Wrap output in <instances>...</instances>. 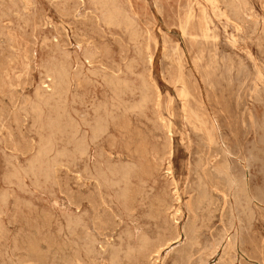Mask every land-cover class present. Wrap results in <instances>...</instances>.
<instances>
[{"label":"rangeland","instance_id":"rangeland-1","mask_svg":"<svg viewBox=\"0 0 264 264\" xmlns=\"http://www.w3.org/2000/svg\"><path fill=\"white\" fill-rule=\"evenodd\" d=\"M10 1H12V2H10ZM10 1L9 0H0V4H1L0 5V37H1L0 38V46L2 45L0 48V105H1L0 106V123H1L0 124V131H1L0 138L2 137L1 138L2 140L0 139V141L2 142V143L0 142V144H2V146L0 145V162H1L0 163V222H2V226H3L2 227V233H1L2 235L0 237V264H64L65 263L64 261H66L65 264H68V263L74 262L77 257H78L77 258L78 260L75 262V264H104V263L105 264H111L112 263L111 261H113V259H111L112 258L111 256H113V253L116 251V250H114V248L119 249V247H120V249H121V248L126 247L127 242H128L126 239H128V236H125V235L128 232H129L128 233L129 235L135 234V236L137 234H140V233L147 234L148 236L150 235L149 237L152 240H156V241L159 240L158 242L162 246L161 252L159 255H157V254L152 255L153 258L151 257L147 260H144L143 264H175L174 262L176 261V259H177L176 264L177 263L183 264L184 262H185L184 264H187V263L189 264V262H187V261H190V264H198V263L199 264H228V262L230 264L231 263L232 264H234V263L235 264H241V263L242 264H248V263L249 264H261V263L264 264V260H263L264 259V254H263L264 253V247H263V245H264V220H263L264 219V215H263L264 214L263 213V210H264V111H263L264 110V103H263L264 102V96H263L264 95V81H262V80H264V77H263L264 72H262V71H264L263 70V68H264V66H263L264 65V56H263V54H264V52H263V50H264V41H263L264 40V35H263L264 34V32H263L264 31L263 30L264 29V26H263L264 25L263 24L264 23V0H205L206 2L204 0H101V1L95 0V2H98V3H95L92 0H91V2H90V0H89V2H88V0H23V1L22 0H10ZM107 1H114V2L117 1V4L121 8L123 7L122 9H123V11H125L124 13L127 15L126 18L129 20L126 23L127 26L124 24L125 27H127V30L125 29V27H123L124 26L123 23L117 22L119 24V29H118L117 23L114 24V23L107 22V20H105V18H104L105 17V11H104L105 6H103V5ZM128 1H130V2H128ZM92 2H94V3H92ZM91 3H92V5H90ZM15 4H18V5H15ZM25 4H26V6H25ZM130 4L132 5V7H130L131 6ZM92 7H94V8H92ZM96 9L97 10L99 9L98 10L99 12ZM18 11H19V14H18ZM157 12H159V13H157ZM247 12H249V13H247ZM8 13H10L11 15ZM100 13H102V14L100 15ZM23 14L25 15V17L23 16ZM128 14H129V16H128ZM160 14H161V16H160ZM28 20H29V22H28ZM47 20H49V21H47ZM261 20H263V21H261ZM104 21H106V23ZM136 21H137V23H136ZM103 22L105 24H108L110 28L108 27V25L106 26ZM187 22H189V24ZM46 25H48V26H46ZM112 25H114L116 27H114ZM184 25H186V26H184ZM254 25H255V27H254ZM35 26L37 29L35 28ZM121 26L124 29L123 28L121 29ZM181 26H182V29L183 28L186 29L187 32L185 30H182ZM206 26H208V27H206ZM62 27H64V28H62ZM128 27H131L132 29L128 28ZM139 27H140V29H138ZM75 30H76V32H74ZM115 30L116 31L118 30V31L116 32ZM119 30H122V31L120 32ZM225 30H227V31H225ZM134 31H135V33H134ZM207 31H210L209 32L210 36H208L209 34ZM82 32H84V33H82ZM94 32H95V35H94ZM124 32L126 34H124ZM136 32H137V34H136ZM150 32H152V33H150ZM133 34H135L134 35L135 37L133 36ZM85 35L87 38L85 37ZM124 36H126V38ZM195 36L198 37V40H196L197 38ZM136 37H137V39H136ZM190 37H192V38H190ZM103 38H105V39H103ZM199 38H201V39L199 40ZM203 38H205V39H203ZM232 38H233V41H232ZM123 39H125V40H123ZM250 40H252L253 42ZM43 41L44 42L46 41L47 45L46 44L43 45L44 44ZM49 41L51 43H49ZM131 41H133V43ZM136 42L138 43V45H136ZM261 42H263L262 45H261ZM102 43H104V44H102ZM134 44H135V46H134ZM148 44H149L150 48H149ZM166 44L169 46V48ZM21 45H22V47H21ZM120 45H121V47H120ZM140 45H141V49H140ZM185 45H186V47H185ZM177 46H179L180 48ZM232 46H233V49H232ZM18 47H19V49H18ZM116 47H117V49H116ZM172 47H177V48L172 49ZM201 47L202 48L204 47V49L205 48L206 49L208 48V49L207 50L203 49V52H202ZM122 48H123V50H121ZM257 48H259V49H257ZM107 49L111 54L108 53ZM170 49H172L174 51H172ZM175 49L177 51L176 54L180 53L178 56H176V54H175V52H176ZM137 50H139V52ZM212 50H213V52H212ZM15 51H18V52H15ZM86 51H87V53H85ZM125 51H127V52H125ZM209 52H210V54H209ZM125 53H126V55H125ZM134 53H136L137 56H135ZM150 53H151V55H150ZM199 53H200V55H198ZM213 54L215 55V57ZM261 54H262V57H261ZM87 55H91V56L93 55V56L91 58V56L87 57ZM168 55H171V56L169 57ZM201 55H203V57H201ZM229 55H230V57H229ZM66 56H67V58H66ZM94 56L95 57L101 56V57H98V59L97 58L94 59ZM110 56H111V58H110ZM164 56H165V58H164ZM204 56H206V57H204ZM248 56H250V57H248ZM167 57H169V59ZM178 57L180 58V60ZM209 57H210V59H209ZM236 57L239 59L237 60ZM77 58H78V60H77ZM84 58H86V59H84ZM121 58L123 60H125V62L123 60L121 61ZM211 58H212V60H211ZM133 59L134 60L136 59L135 62ZM196 59L197 60L200 59L201 61L198 60V62H197ZM221 59H222V62H221ZM115 60H117V61H115ZM169 60L171 61V63ZM239 60H241V61H239ZM110 61H111V63H110ZM127 61H129V62L127 63ZM216 61L218 62L217 63L218 66L215 64ZM232 61H233V63H232ZM57 62H58V64H60V63L62 64V62H64L69 67V74H70L69 81L70 82L67 85H65V89L70 88V91L69 90L66 91L65 89L62 90L61 89L62 84H60V86L58 85V83L60 82L59 78L55 74H53V72H54V70H53L54 65L53 64H57ZM196 62H197V64H196ZM224 62H225V64H224ZM251 62H254V63L252 64ZM115 63L118 64L119 66L118 65L115 66ZM129 63H130V65H129ZM213 63L216 65V67ZM227 63L229 64V66ZM255 64L258 66H256ZM179 65H180V67H179ZM211 65H213V67H211ZM226 65H227V67H226ZM230 65H231V67H230ZM247 65H249V66H247ZM97 66H100V67H97ZM113 66H114V68H113ZM195 66H196V68H195ZM110 67H111V69H110ZM131 67H133V68H131ZM223 67H224V69H223ZM229 67H230V69L228 70ZM259 67H260V69H259ZM20 68H21V70H20ZM28 68L29 69L31 68V69L29 70ZM126 68H127V71H126ZM131 69H133V70L136 69V70L132 71ZM165 69H167V70H165ZM206 69H208L209 71H214V72H211L213 74L214 78L212 77V74L209 73L208 70L207 71L209 74H211V76H209V74L206 73L207 72ZM211 69H213V70H211ZM225 69H227L226 72H225ZM235 69H236V71H234ZM246 69H248V71L250 70V73L247 72ZM95 70H97V71H95ZM99 70L102 72H100ZM108 70H110V71H108ZM116 70H117V72H116ZM130 70H131V72H130ZM140 70L142 72H140ZM179 70L182 72H180ZM200 70L201 71L203 70L202 71L203 73L200 72ZM81 71H83V72H81ZM165 71H168L170 73L165 72ZM227 71H228V73H227ZM136 72H137V74H135ZM261 72H262V74H261ZM93 73L99 74V75H93ZM104 73L105 74L107 73L105 75L107 77L104 76ZM122 73H125V74H122ZM199 73H202V75ZM214 73L217 74V76L214 75ZM231 73H233V74H231ZM246 73H247V76H246ZM258 73H259V75H258ZM82 74H83V76H82ZM178 74H180V75H178ZM206 74H208V75H206ZM224 74L226 76H223ZM242 74H243V76H242ZM110 75H111V77H110ZM136 75H137V78H135ZM205 75L207 76L208 79L206 78ZM244 75L246 77H244ZM248 75H250V76L248 77ZM260 75L262 76L261 78H260ZM19 76H20V78H19ZM45 76H47V77L49 76L51 78H49V77L47 78ZM128 76H131V77L128 78ZM138 76H139V78H138ZM140 76L143 78H141ZM178 76H179V78H178ZM235 76H236V78H235ZM91 77L93 79H91ZM114 77L118 81H116V79ZM119 77H120V79H118ZM103 78H104V80H103ZM108 78L110 80H108ZM180 78H182V79H180ZM71 79H72V81H71ZM83 79H85V80L83 81ZM127 79H129V80H127ZM139 79H141V80L145 79V81H141ZM230 79L232 82L230 81ZM247 79H249V80H247ZM256 79H257V81H256ZM258 79L259 80L261 79L262 83ZM222 80H226V82L225 81L222 82ZM240 80H242V81H240ZM43 81H45V82L43 83ZM114 81H115V83H114ZM124 81L126 82L127 85L125 84ZM127 81H129V82H127ZM233 81H234V84H233ZM93 82H94V84L98 83L99 85H94ZM118 82L119 83L122 82V83H120L122 86ZM143 82L147 86L143 85L144 84ZM204 82L205 83L207 82V83L205 84ZM176 83L178 85H176ZM10 84L13 87H11ZM109 84H111V85H109ZM53 85H54V87H53ZM55 85H57V86H55ZM92 85H93V87H92ZM182 85L183 86L185 85V86L182 87ZM227 85L231 89L229 87H227ZM238 85H240V86H238ZM254 85H256L258 88ZM66 86H69V88ZM95 86H96V88H95ZM110 86L113 89H111ZM132 86L133 87L135 86V87L133 88ZM139 86L140 87L142 86V87L140 88ZM251 86L253 87V89H250ZM101 87H103V88H101ZM114 87H115V89H114ZM143 87H145V88L147 87L146 90L149 91L148 94H147V91ZM208 87H210V88H208ZM242 87H243V89H242ZM54 88H56V89L59 88V90L57 89V91H56ZM127 88L129 89V91ZM228 88H229V90H228ZM40 89H41V91H40ZM95 89H96V91H95ZM130 89L133 91L135 90L133 92V94L131 93L132 91ZM186 89H188L189 91ZM210 89H211V91H210ZM223 89L225 90V92L223 91ZM237 89L239 91H237ZM37 90L40 93H38ZM60 90H62L65 93H63ZM116 90H118V91H116ZM139 90H140V92H139ZM142 90L143 91L145 90V91L143 92ZM109 91L110 92L112 91V92L110 93ZM122 91H124L125 94H123L124 92H122ZM136 91L138 92V94ZM200 91H201V93L203 91V93L201 94ZM244 91L246 92V95H245ZM56 92L58 95L56 94ZM66 92L69 94H66ZM90 92H91V94H90ZM223 92H224V94H223ZM233 92H235V93H233ZM35 93H36V95L41 96V100H39L38 96L34 95ZM59 93H60V96H62V97L59 96ZM134 93H136V94H134ZM180 93H183V94H180ZM228 93L230 95H228ZM53 94L56 95L57 97L54 96ZM65 94H66L67 98L65 97ZM120 94H122V95H120ZM141 94H143V95L141 96ZM145 94H147L149 96V99L151 98L149 104L147 103L149 100L146 102L147 107L143 105V104H145V102L141 103L143 101V97ZM184 94H185L186 98H185ZM51 95H53V96H51ZM106 95H108V96H106ZM116 95L119 98H120V96H122L121 97L122 99L120 98L121 101L119 100V98L118 99L116 98L117 97ZM124 95H126V96H124ZM72 96L74 99L71 98ZM96 96L98 99L95 98ZM181 96H183L184 98L182 99ZM207 96H208V98H207ZM34 97H37V98H34ZM52 97H53V99H52ZM78 97H80V98H78ZM133 97L134 98L137 97V98L134 99ZM188 97H189V99H188ZM223 97L226 99H223ZM230 97H232V98H230ZM49 98H50V100L51 99L52 100L50 101ZM61 98H62V100H61ZM75 98H76V102L74 103ZM77 98L81 99L82 101L78 100ZM215 98H218V100ZM22 99H23V101H22ZM36 99H38V101ZM66 99L68 101H66ZM71 99H73V100H71ZM108 99H109V102H108ZM219 99H220V101H219ZM8 100H9V102H8ZM34 100H36V101H34ZM42 100H43V102H42ZM53 100H56V103ZM127 100H128V102H127ZM133 100H136V101H133ZM46 101H48V102H46ZM49 101L51 102V104ZM52 101H53V103H52ZM62 101L65 104H63ZM111 101H113V102H111ZM115 101H116V103H114ZM118 101L121 103L119 104ZM129 101H131L132 103ZM209 101H210V103L212 102L211 105L209 104ZM22 102H24V103H22ZM66 102H67V104H66ZM221 102H222V105H221ZM44 103L47 106V108L45 105H43ZM102 103H104V105ZM139 103H141L143 106ZM189 103H190V105H189ZM36 104H40V105L42 104L41 105L42 109H44V107H45V109L42 110L43 117L41 116V118H42L41 121L38 119V116L35 117L36 113H35V110H33V108ZM113 104L116 106H114ZM136 104H137V107L135 108ZM57 105H59L58 107L61 109L60 115H63V116H61V120L64 119L65 120V121L63 120L64 122H66V121L70 122L72 119H74L71 122H73L74 125L77 126V128H78L75 133L71 134L70 130H67V129H66V132H64V131L58 132L57 130H55V132H54L52 130H49L48 127L46 128L45 123H47L48 120L51 119L50 116L53 117L55 115L52 119L56 118V116H57V109H58L56 107ZM61 105H64L63 107H67V106L69 107V108L68 107L66 108L67 109L65 111L66 113L62 112V106ZM73 105H75L76 107ZM82 105H83V108L85 107L84 109L82 108ZM93 105H95V107ZM170 105H172L173 107ZM197 105H199V106H197ZM26 106H27V108H26ZM42 106H44V107H42ZM79 106H81V107H79ZM98 106H99V108H98ZM22 107H23V109H22ZM29 107H31V108L28 109ZM53 107H55L54 110H53ZM91 107H92V109H91ZM111 107H112V109H111ZM126 107H129V108H126ZM188 107L191 109V111L193 110L192 111L193 113H191V111ZM237 107H238V109H237ZM77 108H78V110H77ZM117 108H120V109H117ZM122 108H124V109L126 108V109L124 110ZM195 108H197V109H195ZM50 109H52V110H50ZM80 109H83L85 112L83 110H80ZM105 109L108 110L110 115L112 114V115H116V116L119 115V116H117V118H116V116L114 117L112 115L111 116L109 115L107 120H109L108 123H110V124H108V128L106 130L107 132L104 131L106 133L101 134L102 136L100 135L99 137L94 138L93 135L90 134V132L92 133V130L89 128H91V125H93V123L95 122V120H94L95 119L94 117H96L95 114L96 113L97 114L98 113L103 114ZM183 109H185V110L188 109V110L184 111ZM22 110H23V112H24V110H25V112L27 111L26 114H25V112L23 113ZM87 110H89V112ZM91 110L95 111L94 112L95 114L93 112H91ZM96 110H98V111H96ZM139 110H140V112H139ZM241 110H243V111H241ZM118 111H120V113ZM132 111L133 112L135 111V112L133 113ZM142 111L145 114H143ZM248 111H251V112L249 113ZM261 111H262V113H261ZM32 112L34 114L33 119H32V117H33ZM76 112L78 114H76ZM171 112L173 113V115ZM257 112H258V114H257ZM62 113H64V114H62ZM87 113L88 114L90 113L89 116H87L88 115ZM140 113H142V114H140ZM194 113H195V115H197V118L195 117ZM242 114H243V116H241ZM9 115H11V117ZM65 115L67 116L66 119H65ZM75 115H76V117H75ZM142 115H145V116H142ZM188 115H190V116H188ZM215 115H216V117H215ZM121 116H122V118H120ZM110 118H113V119H110ZM196 119H198V121ZM242 119H243V121H242ZM245 119H247L248 122H246L247 120H245ZM86 120H87V122H86ZM111 120H113V121H111ZM33 121L36 123L34 124ZM74 121L76 122V124ZM115 121H116V123H114ZM42 122L44 123L43 125H42ZM81 122L84 123L85 125L83 124V126H82ZM111 122H113V123H111ZM202 122H203V124H202ZM207 122H209V123H207ZM216 122H219V123H216ZM187 123H188V125H187ZM86 124H87V127H89V128L85 127ZM165 124H167V125H165ZM34 125H36V130H35V128H33V127H35ZM38 125H40V126H38ZM200 125L201 126L204 125L205 127L202 126L201 127L202 130H201ZM235 125H236V127H235ZM165 126H167V127H165ZM170 127H171V130H170ZM41 128L42 129L44 128V129L42 130ZM204 129H206V130H204ZM48 130L50 131V133H48L49 132ZM31 131H32V133H31ZM78 131H79V133H78ZM53 132H54V134H53ZM161 132H162V134H161ZM231 132H233V134H231ZM250 132H252L253 135ZM59 133H60L61 138L60 137L58 138ZM66 133H67V135H66ZM84 133H85V135H84ZM167 133H169V134H167ZM213 133H214V135H213ZM196 134H197V137H196ZM37 135H38V137H37ZM39 135H40V138L42 139L43 143H45L46 140L48 141L49 139H51V140H53L52 142L55 144V145L53 143L50 144L51 147L48 148L49 149V150H47L48 153L46 152L48 155L42 154L44 157H42V155H40L41 157L38 155V154H41V151H42L41 148L43 146V143H41L42 141L39 138ZM73 135L74 136L80 135V136L73 138L72 137ZM201 135H203V136H201ZM207 135L209 136V139H208ZM62 136H63V138H62ZM82 136H86V142H87L86 143V149L87 150L85 152L86 155H85V153L84 154H82L81 152L78 153V150H77L78 149L77 148L78 147L77 142L82 139ZM193 136H195V138ZM214 136H215V138H214ZM238 136H240V137H238ZM53 137H54V139H53ZM235 137H237V138H235ZM244 137H245V139H244ZM56 138H58V139L55 140ZM72 138H73L74 142L72 141ZM155 138H157V139H155ZM199 139H200V142H199ZM75 140H76V143H75ZM89 140H91V141L89 142ZM95 140H96V143H94ZM218 140H219V142H218ZM209 141H211L213 145H211V142H209ZM57 142H60V143H57ZM216 142H217V144H219L218 146H217ZM61 143H63V144H61ZM64 143H65L66 147L63 146ZM70 143H71V145H70ZM59 144H61V145H59ZM68 144H69V147H68ZM39 145L41 148H39ZM53 145L56 147H53ZM87 146H89L88 147L89 150H88ZM97 146H99V147H97ZM59 147H60V149H59ZM12 148H14V149H12ZM50 148H51V151H50ZM73 148H75V149H73ZM69 149L71 150L70 152H68ZM171 149H172V151H170ZM99 150H102V151L100 152ZM142 150H143V152H142ZM87 151H89V152L87 153ZM204 151H205V153H204ZM51 152L53 153L52 156H51ZM59 152L62 153L61 157L63 155H67V157L64 156V157H62V160H61ZM19 153L22 155H20ZM66 153H68V154H66ZM69 153L70 154L74 153V154L70 155ZM102 153L104 155H102ZM56 154L59 156H57ZM218 154H220V155H218ZM222 154L224 157L222 156ZM46 155L50 156V157H47ZM55 155L58 158L60 157V159L56 158ZM80 155L83 158L82 157L80 158ZM36 156L38 159L36 158ZM72 156H73V159H72ZM76 156H78V158ZM200 156H202L203 160L200 159ZM225 156L227 157L226 159H225ZM15 157H16V159H15ZM32 157L33 158L35 157V158L32 159ZM107 157L108 158L110 157L111 160L108 159ZM1 158H2V161H1ZM45 158H47V159H45ZM63 158H64V160H63ZM69 158H70V160H69ZM217 158H218V160H217ZM41 159H42V162H41V164H39ZM19 160H20V162H18ZM79 160L81 162L83 160V162L81 163ZM119 160H121V162ZM8 161H11V162H8ZM31 161H32V163H30ZM33 161H35V162H33ZM52 161H53V163H52ZM96 161L97 162L99 161L98 165H101V167H98V165H96L97 164ZM106 161L110 164V166L108 165V163L106 164ZM7 162H8V164L9 163L10 164L8 165ZM66 162H67V164H66ZM76 162H78V164H76ZM119 162L123 163L124 166L123 165L121 166V164H119ZM15 163H17V164H15ZM190 163H191V166H190ZM201 163L202 164L206 163V164L204 166V164L201 165ZM210 163H211V165H210ZM12 164H13V166H11ZM25 164L27 167L25 166ZM31 164H35V166H33ZM36 164H39V166L37 165V167H36ZM50 164L53 167V170H52L51 166L49 167ZM55 164H57V165L59 164V165L57 166ZM72 164H74V165H72ZM43 165L46 167L45 169L43 168L44 167ZM70 165H72V166H70ZM76 165H78V166H76ZM92 165L94 168L92 167ZM102 165H103V167H102ZM105 165H107V166L105 167ZM114 165L115 166L117 165V166L115 167ZM126 165H128V169H130V171L131 170L134 171V173L131 171V174H130L131 177H130L129 183H132V184H129V185L131 186V188L136 189V191L138 193L135 200H134L135 206H136L135 207L136 209L134 212L127 211L126 208H124L125 206H124L123 201L121 199V192H122L125 184H124V181L121 179V177H119V175L115 176V174L113 173V172L117 171L116 169L120 170V169H122V167L125 168ZM133 165H135L134 168H133ZM198 165L199 166L201 165L202 167L200 166L201 167L200 168ZM224 165H226V166L229 165L228 166L229 169L226 166L224 167ZM30 166H33V168L32 167L30 168ZM56 166H57V168H56ZM89 166H90V171L88 169ZM108 166H109V168H108ZM203 166L205 167V169ZM207 166H209V167H207ZM11 167H13V168H11ZM34 167L36 168V172L38 171L37 174L34 170L35 169ZM75 167H77V168H75ZM96 167H97V169H96ZM118 167H120V168H118ZM135 167L137 170H135ZM28 168H30L31 170ZM42 168L45 171L47 169V171L45 172ZM212 168H213V170H212ZM214 168H216V169H214ZM220 168L222 169V171H220ZM109 169H111V171ZM22 170H23V172H22ZM26 170L27 171L29 170V171L27 172ZM199 170L202 172H200ZM207 170L208 171L211 170L212 173L214 174V176L211 173V171L208 172V174H206ZM30 171H32V172H30ZM53 171H54V173H53ZM86 171H88L90 173L88 174V172H86ZM218 171L220 173H218ZM234 171H235V173H234ZM18 172H20V174ZM24 172H25V175H24ZM43 172H45V173H43ZM47 172H49V173H47ZM33 173H34V175L40 176L39 179L40 178L41 179L40 180L37 179V176H33ZM105 173H106V175H105ZM110 173H112L115 177L112 174H111L112 175L111 176ZM196 173L200 177L197 176ZM13 174L14 175L17 174V176H14ZM46 174H48V175H46ZM209 174H210V176H209ZM31 175H32V177H31ZM97 175H99V176H97ZM100 175H102V176H100ZM204 175H205V177H204ZM227 175H229V176H227ZM232 175H235V176L237 175L236 176L237 181L235 184H231V181H230L231 177L230 176H232ZM48 176H51V178H49ZM201 176H202V178H201ZM217 176H219L218 179L221 178L220 180H222V181H219L217 179ZM224 176L225 177L227 176V177L225 178ZM10 177L11 178L14 177L13 181L11 180ZM101 177H103V178H101ZM210 177H211V179H210ZM214 177H216V178H214ZM42 178H44L45 181ZM52 178L55 179L54 182H53ZM87 178L89 180H87ZM100 178L103 180H101ZM105 178H107V181H108L107 185H105L106 184V180H104ZM116 178H117V180H116ZM118 178H119V180H118ZM131 178H132V180H131ZM14 179H15V181H14ZM112 179H113V181H111ZM138 179H139V181H138ZM22 180L24 182L23 184H21ZM47 180H50V181H47ZM199 180H201V182ZM37 181L39 183H42V184H39V183L37 184ZM203 181H205V182H203ZM211 181H213L212 182L213 184L211 183ZM225 181L227 183H225ZM29 182H30V184H29ZM46 182H47V184H46ZM119 182L121 184H119ZM202 182H203V184H202ZM31 183H33V184H31ZM34 183H35V186H34ZM111 183H113V186L114 185L115 186L113 187ZM114 183H117V185L118 184L119 185L117 186ZM109 184L111 185V187ZM141 184H143V186H141ZM20 185H23V186L25 185V186L23 187ZM205 185H206V187H205ZM235 185H237L238 187ZM55 186H57L59 188H57ZM73 186H74V188H73ZM85 186H87L89 188H87ZM116 186H117V188H116ZM200 186L203 188L205 187L206 193L203 194V192L205 190L203 188L200 189L201 188ZM207 186H208V188H207ZM217 186H219L222 189L215 188ZM230 186H231V188H230ZM34 187H36V189ZM141 187H143V188H141ZM154 187H156L155 188L156 190H154ZM235 187H236V189H235ZM245 187H246V189H245ZM38 188L41 189V192H39L40 190L37 191ZM51 188H52V190H50ZM113 188L114 189L116 188V190L114 191ZM118 188H120L119 191H118ZM18 189H21V191L19 190L21 193L18 191ZM67 189H68V191H67ZM112 189H113V191H112ZM145 189L147 190L148 193L146 192ZM44 190L45 191L47 190L48 192L47 191L45 192ZM200 190H202V192H201L202 194H200ZM221 190L223 193L221 192ZM240 190L242 193L240 192ZM219 191L222 195L219 193ZM247 191H248L249 195L247 194ZM239 192H240V194H239ZM6 193H7V196L5 195ZM18 193H20V195ZM49 193H51V194L49 195ZM91 193H93L94 195ZM117 193H119V194H117ZM151 193H152V195H151ZM197 193L200 195H198ZM209 193H210L212 198L210 197ZM42 194H43V196H41ZM46 194H47V196H45ZM115 194H117V195H115ZM205 194H207V196ZM145 195H148L149 197L145 196ZM201 195H202V197H201ZM228 195H229V197H227ZM37 196H39V197H37ZM56 196H57V198H55ZM92 196H94V197H92ZM101 196H102V198H101ZM205 196L208 198V200H207V198H205ZM6 197L8 198L7 202H5L7 200ZM111 197H113L112 198L113 200L109 199ZM1 198L2 199L4 198V199L2 200ZM118 198H120V199H118ZM222 198L224 201L222 200ZM249 198H250V200H248ZM67 199H68V201H67ZM73 199L75 201H73ZM201 199H203V200L205 199V200L203 201ZM71 200H72V202H71ZM146 200H147V202H146ZM196 200L198 201V203ZM210 200H212V201H210ZM103 201H105V202H103ZM236 201H237V203H236ZM29 202H30V205H33V206H30L28 204ZM6 203H8V204H6ZM95 203H96V206H94ZM112 203H114V204H112ZM23 204L25 205V207ZM81 204H83V205H81ZM194 204H195L196 208L194 207ZM2 205L4 208L2 207ZM90 205L92 207H90ZM199 205H200V207H199ZM203 205L204 206L206 205V206L203 207ZM209 205H210V207H209ZM212 205H216V206H212ZM250 205H251V207H250ZM16 206H18V207H16ZM201 206L204 208V211H201V210H203V208ZM223 206L224 207L226 206V207L224 208ZM254 206L257 208H255ZM30 207H32V208H30ZM213 207H214V209H213ZM216 207H218L219 209L217 210ZM230 207H231L232 211L229 210ZM208 208L210 209L209 211H208ZM196 209L199 212H197ZM211 209H212V211H211ZM220 209H221V211H220ZM260 210L262 212H260ZM175 211L177 214L175 213ZM190 211H191V213H190ZM99 212H101V213H99ZM135 212H137V213H135ZM192 212H193V214H192ZM228 212H229V214L230 213L231 214L229 215ZM207 213H209V214L207 215ZM211 213L212 214L214 213L215 218L213 217V215ZM82 214H85V215H82ZM86 214H87V216H86ZM96 214H97V216H96ZM201 214H202V216L207 215L206 218L205 217L202 218ZM237 214H238V216H237ZM5 215H6V217H5ZM191 215H193V216H191ZM210 215H212V217ZM254 215H256V216H254ZM199 216H200V218H199ZM141 217H142V219H141ZM208 217H210V218L207 219ZM136 218H138L139 220ZM177 218H178V220H177ZM196 218H198V219H196ZM212 218H214V219H212ZM225 219H227L226 222H225ZM239 219H240V221H239ZM79 220H81V221H79ZM142 220H143V222H142ZM150 220H152V221H150ZM208 221H209V223H208ZM213 221H214V223H213ZM222 221H223V223H222ZM238 221H239V224H238ZM36 222H38V223H36ZM69 222H70L71 226H70V224H68ZM79 222H81L80 223L81 225L79 224ZM140 222H141V224H140ZM158 222H161V223H158ZM195 222L197 225H195ZM190 223H191V225L193 224L194 228L196 226V229H194L193 227H190L191 226ZM201 223H203V224H201ZM210 223H211V225H210ZM76 224H78L81 227L83 226V227L82 228L79 226L76 227ZM184 224H186V226ZM226 224H228V225H226ZM162 225H164L165 227ZM173 225L175 226V228ZM224 225H226V226H224ZM230 225L232 227L233 226L234 227L230 228L231 227ZM69 227H71V228H69ZM75 227H76V229H75ZM185 227L189 228V229H185ZM208 227H210L209 231H208ZM67 228H69L71 231ZM128 228H130V229H128ZM156 228H157V230H156ZM228 228L230 229V231ZM183 229H184V231H182ZM191 229H192V231H191ZM238 229H240V230H238ZM68 230H69V232H68ZM172 230H174V231H172ZM176 230H177V232H176ZM168 231H170V232H168ZM195 231H197V232L200 231L199 237H198V233H196ZM254 231L257 233H255ZM59 232L61 234H59ZM153 232H155V233H153ZM212 232H214L215 234ZM122 233H124L125 235ZM173 233H175L174 236H173ZM201 233H203V234H201ZM64 234H65V236H64ZM69 234H70V237H69ZM194 234L197 236H195ZM164 236H166V237H164ZM248 236H249V238H248ZM123 237H125V238H123ZM189 237L190 238L194 237L193 241H192V238L189 239ZM195 237H197V238H195ZM83 238H85L84 241H83ZM120 238H122V240ZM92 239H94V241ZM196 239L199 240L198 243L200 244V245L197 244V247L195 244V243H197ZM214 239H216V240H214ZM71 240L73 243L71 242ZM123 240H124V244L122 243L123 244L122 245L121 242H123ZM186 240H188L187 243H186ZM189 240L193 244H191L189 242ZM234 240H236V241H234ZM133 241H134V239H133ZM194 241H196V242L194 243ZM215 241H217L219 243H217ZM220 241H222V242H220ZM245 241L247 242V244H245L246 243ZM118 242H120V244ZM206 242L208 243V245ZM256 244L259 246H256ZM55 245H56V247H55ZM77 245H79V246H77ZM235 245H236V247H235ZM252 245H254V246H252ZM166 246H167V248H166ZM186 246H187V251L189 252V253L187 252L188 255L185 252ZM201 246L203 249L201 248ZM230 246L233 248H231ZM94 247H96V248H94ZM191 247H194V248L192 249ZM199 247H200V249H199ZM209 247L210 248L212 247L211 250ZM217 247H219V248H217ZM78 248H80L79 251H78ZM87 248H88V250H87ZM89 249L91 252H89ZM101 249H102V251H101ZM230 249L232 251H230ZM177 250H179V252ZM204 250H205V252H203ZM245 250H247V251H245ZM86 251H88V252H86ZM103 251L105 252V254L103 253ZM207 251H210V252H207ZM84 252H86V254ZM123 252L124 251L121 252V255H120L121 259H119L120 261H116V262L113 261L112 264H114V263L115 264H136V263L130 262L128 257H126L125 253L122 256ZM180 252H182V253L180 254ZM184 252L186 255H184ZM95 253H96V255H95ZM182 254H183V256H182ZM225 254L228 256H226ZM258 254H260V255L258 256ZM88 255L89 256L91 255L90 256L91 259ZM180 255H181V257H180ZM207 255H210V256H207ZM254 255H255V257L257 256L258 258L257 257L254 258ZM202 257L205 258V260L202 259ZM241 257H242V259H241ZM125 258H127V260ZM183 258H185V260ZM199 258H201V259H199ZM220 258L223 260H221ZM69 259H70V261H69ZM186 259H189V260H186ZM199 260H201V263ZM220 260H221V262H220ZM259 260H260V262H259ZM72 264H74V263H72Z\"/></svg>","mask_w":264,"mask_h":264},{"label":"bare ground","instance_id":"bare-ground-1","mask_svg":"<svg viewBox=\"0 0 264 264\" xmlns=\"http://www.w3.org/2000/svg\"><path fill=\"white\" fill-rule=\"evenodd\" d=\"M9 1H10V0H9ZM22 1H23V0H22ZM92 1L95 2V0H92ZM100 1H101V0H100ZM204 1H205V0H204ZM10 2H12V1H10ZM16 2H17V1H16ZM27 2H28V1H27ZM82 2H83V1H82ZM88 2H89V0H88ZM90 2H91V0H90ZM94 2H92V3H94ZM128 2H130V1H128ZM205 2H206V1H205ZM92 3H91L90 5H92ZM95 3H98V2H95ZM214 3H215V2H214ZM20 4H21V3H20ZM82 4H83V3H82ZM0 5H1V4H0ZM7 5H8V4H7ZM10 5H11V4H10ZM15 5H18V4H15ZM120 5H121V4H120ZM130 5H131V4H130ZM23 6H24V5H23ZM25 6H26V4H25ZM94 6H95V5H94ZM101 6H102V5H101ZM101 6H100V7H101ZM103 6H105V8H104L105 10H104V9H103V10L105 11V17H104V18H105V20H107V22L114 23V24L118 22V23H123V25H124V24L126 25V23L129 21V20L126 18L127 15L124 13L125 11H123V9H122L123 7L121 8V7L117 4V1H116V2H114V1H107V2L104 3ZM124 6H125V5H124ZM95 7H96V6H95ZM130 7H132V5H131ZM202 7H203V6H202ZM253 7H254V6H253ZM260 7H261V6H260ZM92 8H94V7H92ZM98 8H99V7H98ZM101 8H102V7H101ZM13 9H14V8H13ZM19 9H20V8H19ZM33 10H34V9H33ZM90 10H91V9H90ZM93 10H94V9H93ZM96 10H97V9H96ZM98 10H99V9H98ZM98 10H97V11H98ZM124 10H125V9H124ZM9 11H10V10H9ZM11 11H12V10H11ZM23 11H24V10H23ZM34 11H35V10H34ZM85 11H86V10H85ZM87 11H88V10H87ZM160 11H161V10H160ZM160 11H159V12H160ZM197 11H198V10H197ZM15 12H16V11H15ZM65 12H66V11H65ZM98 12H99V11H98ZM100 12H101V11H100ZM159 12H157V13H159ZM83 13H84V12H83ZM126 13H127V12H126ZM160 13H161V12H160ZM247 13H249V12H247ZM4 14H5V13H4ZM8 14H10V13H8ZM13 14H14V13H13ZM18 14H19V11H18ZM25 14H26V13H25ZM28 14H29V13H28ZM57 14H58V13H57ZM91 14H92V13H91ZM101 14H102V13H100V15H101ZM5 15H6V14H5ZM10 15H11V14H10ZM71 15H72V14H71ZM77 15H78V14H77ZM20 16H21V15H20ZM23 16L25 17L24 14H23ZM75 16H76V15H75ZM79 16H80V15H79ZM128 16H129V14H128ZM160 16H161V14H160ZM212 16H213V15H212ZM234 16H235V15H234ZM8 17H9V16H8ZM132 17H133V16H132ZM262 17H263V16H262ZM67 18H68V17H67ZM69 18H70V17H69ZM100 18H101V17H100ZM133 18H134V17H133ZM136 18H137V17H136ZM249 18H250V17H249ZM19 19H20V18H19ZM210 19H211V18H210ZM234 19H235V18H234ZM17 20H18V19H17ZM71 20H72V19H71ZM71 20H70V21H71ZM100 20H101V19H100ZM103 20H104V19H103ZM131 20H132V19H131ZM188 20H189V19H188ZM188 20H187V21H188ZM218 20H219V19H218ZM247 20H248V19H247ZM47 21H49V20H47ZM70 21H69V22H70ZM98 21H99V20H98ZM189 21H190V20H189ZM212 21H213V20H212ZM248 21H249V20H248ZM261 21H263V20H261ZM28 22H29V20H28ZM51 22H52V21H51ZM104 22L106 23V21H104ZM104 22H103V23H104ZM239 22H240V21H239ZM30 23H31V22H30ZM30 23H29V24H30ZM49 23H50V22H49ZM105 23H104V24H105ZM110 23H109V24H110ZM118 23H117V24H118ZM131 23H132V22H131ZM136 23H137V21H136ZM187 23L189 24V22H187ZM77 24H78V23H77ZM129 24H130V23H129ZM206 24H207V23H206ZM263 24H264V23H263ZM73 25H74V24H73ZM105 25L107 26L108 24H105ZM105 25H104V26H105ZM125 25H124L123 27H125ZM180 25H181V24H180ZM256 25H257V24H256ZM258 25H259V24H258ZM46 26H48V25H46ZM112 26H114V25H112ZM126 26H127V25H126ZM128 26H129V25H128ZM131 26H132V25H131ZM184 26H186V25H184ZM220 26H221V25H220ZM263 26H264V25H263ZM23 27H24V26H23ZM108 27H109V25H108ZM114 27H116V26H114ZM117 27H118V29H119V24H118ZM123 27L121 26V29H122ZM135 27H136V26H135ZM188 27H189V26H188ZM206 27H208V26H206ZM211 27H212V26H211ZM254 27H255V25H254ZM257 27H258V26H257ZM35 28H36V26H35ZM62 28H64V27H62ZM109 28H110V27H109ZM128 28H131V27H128ZM136 28H137V27H136ZM222 28H223V27H222ZM235 28H236V27H235ZM239 28H240V27H239ZM239 28H238V29H239ZM36 29H37V28H36ZM114 29H115V28H114ZM123 29H124V28H123ZM125 29L127 30V27H125ZM131 29H132V28H131ZM138 29H140V27H139ZM181 29H182V26H181ZM208 29H209V28H208ZM212 29H213V28H212ZM236 29H237V28H236ZM62 30H63V29H62ZM79 30H80V29H79ZM128 30H129V29H128ZM136 30H137V29H136ZM182 30H185V31L187 32V30L184 29V28H183ZM263 30H264V29H263ZM29 31H30V30H29ZM112 31H113V30H112ZM115 31H116V30H115ZM117 31H118V30H117ZM117 31H116V32H117ZM119 31L121 32L122 30H119ZM140 31H141V30H140ZM140 31H139V32H140ZM225 31H227V30H225ZM66 32H67V31H66ZM74 32H76V30H75ZM89 32H90V31H89ZM103 32H104V31H103ZM125 32H126V31H125ZM125 32H124V34H126ZM132 32H133V31H132ZM180 32H181V31H180ZM207 32H208V34H209L210 31H207ZM207 32H206V33H207ZM215 32H216V31H215ZM252 32H253V31H252ZM255 32H256V31H255ZM263 32H264V31H263ZM82 33H84V32H82ZM99 33H100V32H99ZM109 33H110V32H109ZM134 33H135V31H134ZM150 33H152V32H150ZM204 33H205V32H204ZM213 33H214V32H213ZM76 34H77V33H76ZM86 34H87V33H86ZM111 34H112V33H111ZM127 34H128V33H127ZM136 34H137V32H136ZM186 34H187V33H186ZM201 34H202V33H201ZM72 35H73V34H72ZM94 35H95V32H94ZM128 35H129V34H128ZM134 35H135V34H133V36H134ZM144 35H145V34H144ZM212 35H213V34H212ZM224 35H225V34H224ZM263 35H264V34H263ZM2 36H3V35H2ZM57 36H58V35H57ZM208 36H210V34H209ZM231 36H232V35H231ZM256 36H257V35H256ZM78 37H79V36H78ZM85 37H86V35H85ZM102 37H103V36H102ZM124 37L126 38V36H124ZM127 37H128V36H127ZM134 37H135V36H134ZM195 37H196V36H195ZM195 37H194V38H195ZM0 38H1V37H0ZM86 38H87V37H86ZM98 38H99V37H98ZM100 38H101V37H100ZM138 38H139V37H138ZM190 38H192V37H190ZM196 38H197L196 40H198V37H196ZM213 38H214V37H213ZM249 38H250V37H249ZM4 39H5V38H4ZM20 39H21V38H20ZM44 39H45V38H44ZM101 39H102V38H101ZM103 39H105V38H103ZM136 39H137V37H136ZM136 39H135V40H136ZM200 39H201V38H199V40H200ZM203 39H205V38H203ZM217 39H218V38H217ZM257 39H258V38H257ZM260 39H261V38H260ZM11 40H12V39H11ZM123 40H125V39H123ZM131 40H132V39H131ZM143 40H144V39H143ZM164 40H165V39H164ZM207 40H208V39H207ZM207 40H206V41H207ZM218 40H219V39H218ZM234 40H235V39H234ZM241 40H242V39H241ZM5 41H6V40H5ZM36 41H37V40H36ZM138 41H139V40H138ZM201 41H202V40H201ZM213 41H214V40H213ZM228 41H229V40H228ZM232 41H233V38H232ZM242 41H243V40H242ZM244 41H245V40H244ZM250 41H252V40H250ZM250 41H249V42H250ZM263 41H264V40H263ZM3 42H4V41H3ZM43 42H44V41H43ZM95 42H96V41H95ZM131 42L133 43V41H131ZM140 42H141V41H140ZM230 42H231V41H230ZM237 42H238V41H237ZM252 42H253V41H252ZM258 42H259V41H258ZM49 43H51V42L49 41ZM90 43H91V42H90ZM92 43H93V42H92ZM165 43H166V42H165ZM204 43H205V42H204ZM209 43H210V42H209ZM243 43H244V42H243ZM42 44H43V43H42ZM45 44L47 45L46 41L44 42L43 45H45ZM102 44H104V43H102ZM102 44H101V45H102ZM113 44H114V43H113ZM115 44H116V43H115ZM206 44H207V43H206ZM233 44H234V43H233ZM240 44H241V43H240ZM250 44H251V43H250ZM258 44H259V43H258ZM262 44H263V42H261V45H262ZM87 45H88V44H87ZM90 45H91V44H90ZM94 45H95V44H94ZM94 45H93V46H94ZM136 45H138L137 42H136ZM163 45H164V44H163ZM166 45H167V44H166ZM238 45H239V44H238ZM251 45H252V44H251ZM253 45H254V44H253ZM259 45H260V44H259ZM1 46H2V45H1ZM1 46H0V48H1ZM41 46H42V45H41ZM78 46H79V45H78ZM117 46H118V45H117ZM134 46H135V44H134ZM148 46H149V44H148ZM167 46H168V45H167ZM204 46H205V45H204ZM216 46H217V45H216ZM21 47H22V45H21ZM64 47H65V46H64ZM95 47H96V46H95ZM120 47H121V45H120ZM164 47H165V46H164ZM177 47H179V46H177ZM177 47H172V49H173V48H177ZM185 47H186V45H185ZM191 47H192V46H191ZM191 47H190V48H191ZM257 47H258V46H257ZM47 48H48V47H47ZM107 48H108V47H107ZM129 48H130V47H129ZM149 48H150V46H149ZM168 48H169V46H168ZM179 48H180V47H179ZM201 48H202V47H201ZM209 48H210V47H209ZM12 49H13V48H12ZM12 49H11V50H12ZM18 49H19V47H18ZM63 49H64V48H63ZM114 49H115V48H114ZM116 49H117V47H116ZM132 49H133V48H132ZM140 49H141V45H140ZM140 49H139V50H140ZM172 49H170V50H172ZM203 49H204V47L202 48V52H203ZM205 49H206V48H205ZM205 49H204V50H205ZM207 49H208V48H207ZM207 49H206V50H207ZM213 49H214V48H213ZM232 49H233V46H232ZM257 49H259V48H257ZM260 49H261V48H260ZM15 50H16V49H15ZM24 50H25V49H24ZM28 50H29V49H28ZM65 50H66V49H65ZM65 50H64V51H65ZM121 50H123V48H122ZM139 50H137V51L139 52ZM170 50H169V51H170ZM178 50H179V49H178ZM262 50H263V49H262ZM18 51H19V50H18ZM18 51H15V52H18ZM57 51H58V50H57ZM107 51H108V49H107ZM115 51H116V50H115ZM132 51H133V50H132ZM172 51H174V50H172ZM172 51H171V52H172ZM175 51H176V49H175ZM179 51H180V50H179ZM215 51H216V50H215ZM15 52H14V53H15ZM125 52H127V51H125ZM180 52H181V51H180ZM198 52H199V51H198ZM212 52H213V50H212ZM259 52H260V51H259ZM263 52H264V50H263ZM19 53H20V52H19ZM63 53H64V52H63ZM85 53H87V51H86ZM99 53H100V52H99ZM108 53H110V52L108 51ZM172 53H173V52H172ZM176 53H177V51L175 52V54H176ZM206 53H207V52H206ZM232 53H233V52H232ZM65 54H66V53H65ZM96 54H97V53H96ZM105 54H106V53H105ZM110 54H111V53H110ZM121 54H122V53H121ZM129 54H130V53H129ZM129 54H128V55H129ZM134 54H135V56H137L136 53H134ZM179 54H180V53L176 54V56H178ZM181 54H182V53H181ZM188 54H189V53H188ZM201 54H202V53H201ZM209 54H210V52H209ZM209 54H208V55H209ZM217 54H218V53H217ZM258 54H259V53H258ZM51 55H52V54H51ZM53 55H54V54H53ZM63 55H64V54H63ZM66 55H67V54H66ZM125 55H126V53H125ZM132 55H133V54H132ZM150 55H151V53H150ZM171 55H172V54H171ZM171 55H168V56L170 57ZM198 55H200V53H199ZM203 55H204V54H203ZM203 55H201V57H203ZM205 55H206V54H205ZM208 55H207V56H208ZM211 55H212V54H211ZM213 55H214V54H213ZM252 55H253V54H252ZM89 56H91V55H87V57H89ZM92 56H93V55H92ZM92 56H91V58H92ZM107 56H108V55H107ZM113 56H114V55H113ZM129 56H130V55H129ZM129 56H128V57H129ZM263 56H264V54H263ZM85 57H86V56H85ZM98 57H101V56H98ZM98 57H95V56H94V59H95V58L98 59ZM115 57H116V56H115ZM121 57H122V56H121ZM169 57H167V58L169 59ZM173 57H174V56H173ZM189 57H190V56H189ZM194 57H195V56H194ZM194 57H193V58H194ZM197 57H198V56H197ZM204 57H206V56H204ZM214 57H215V55H214ZM214 57H213V58H214ZM229 57H230V55H229ZM248 57H250V56H248ZM251 57H252V56H251ZM261 57H262V54H261ZM60 58H61V57H60ZM66 58H67V56H66ZM103 58H104V57H103ZM107 58H108V57H107ZM110 58H111V56H110ZM110 58H109V59H110ZM119 58H120V57H119ZM138 58H139V57H138ZM151 58H152V57H151ZM164 58H165V56H164ZM171 58H172V57H171ZM178 58H179V57H178ZM223 58H224V57H223ZM231 58H232V57H231ZM236 58H237V57H236ZM82 59H83V58H82ZM84 59H86V58H84ZM146 59H147V58H146ZM172 59H173V58H172ZM176 59H177V58H176ZM209 59H210V57H209ZM228 59H229V58H228ZM238 59H239V58H237V60H238ZM77 60H78V58H77ZM77 60H76V61H77ZM88 60H89V59H88ZM88 60H87V61H88ZM122 60H123V59L121 58V61H122ZM133 60H134V59H133ZM133 60H132V61H133ZM135 60H136V59H135ZM135 60H134V62H135ZM174 60H175V59H174ZM179 60H180V58H179ZM198 60H200V59H198ZM198 60L196 59L197 62H198ZM211 60H212V58H211ZM215 60H216V59H215ZM9 61H10V60H9ZM80 61H81V60H80ZM91 61H92V60H91ZM91 61H90V62H91ZM99 61H100V60H99ZM115 61H117V60H115ZM123 61L125 62V60H123ZM163 61H164V60H163ZM169 61H170V60H169ZM175 61H176V60H175ZM175 61H174V62H175ZM190 61H191V60H190ZM193 61H194V60H193ZM200 61H201V60H200ZM204 61H205V60H204ZM208 61H209V60H208ZM213 61H214V60H213ZM229 61H230V60H229ZM239 61H241V60H239ZM251 61H252V60H251ZM27 62H28V61H27ZM128 62H129V61H127V63H128ZM141 62H142V61H141ZM177 62H178V61H177ZM197 62H196V64H197ZM221 62H222V59H221ZM246 62H247V61H246ZM67 63H68V62H67ZM88 63H89V62H88ZM110 63H111V61H110ZM121 63H122V62H121ZM127 63H126V64H127ZM130 63H131V62H130ZM130 63H129V65H130ZM132 63H133V62H132ZM170 63H171V61H170ZM175 63H176V62H175ZM181 63H182V62H181ZM206 63H207V62H206ZM211 63H212V62H211ZM217 63H218V62L216 61L215 64L218 66ZM232 63H233V61H232ZM234 63H235V62H234ZM236 63H237V62H236ZM243 63H244V62H243ZM243 63H242V64H243ZM251 63L253 64L254 62H251ZM251 63H250V64H251ZM257 63H258V62H257ZM83 64H84V63H83ZM98 64H99V63H98ZM123 64H124V63H123ZM133 64H134V63H133ZM136 64H137V63H136ZM136 64H135V65H136ZM140 64H141V63H140ZM140 64H139V65H140ZM203 64H204V63H203ZM209 64H210V63H209ZM213 64H214V63H213ZM215 64H214V65H215ZM224 64H225V62H224ZM227 64H228V63H227ZM237 64H238V63H237ZM29 65H30V64H29ZM53 65H54V66H53V70H54L53 74H55V75L59 78L60 82L58 83V85L60 86V84H62V88H61V89L64 90V89H65V85H67V84L70 82V81H69V76H70V74H69V67H68V66L66 65V63H64V62H62V64H61V63L58 64V62H57V64H53ZM102 65H103V64H102ZM108 65H109V64H108ZM116 65H118V64L115 63V66H116ZM131 65H132V64H131ZM172 65H173V64H172ZM176 65H177V64H176ZM216 65H215V67H216ZM255 65H256V64H255ZM83 66H84V65H83ZM87 66H88V65H87ZM118 66H119V65H118ZM127 66H128V65H127ZM143 66H144V65H143ZM150 66H151V65H150ZM192 66H193V65H192ZM197 66H198V65H197ZM205 66H206V65H205ZM228 66H229V64H228ZM244 66H245V65H244ZM247 66H249V65H247ZM247 66H246V67H247ZM251 66H252V65H251ZM256 66H258V65H256ZM259 66H260V65H259ZM263 66H264V65H263ZM97 67H100V66H97ZM139 67H140V66H139ZM179 67H180V65H179ZM203 67H204V66H203ZM211 67H213V65H211ZM226 67H227V65H226ZM230 67H231V65H230ZM230 67L228 68V70L230 69ZM92 68H93V67H92ZM113 68H114V66H113ZM124 68H125V67H124ZM131 68H133V67H131ZM141 68H142V67H141ZM177 68H178V67H177ZM195 68H196V66H195ZM195 68H194V69H195ZM205 68H206V67H205ZM209 68H210V67H209ZM255 68H256V67H255ZM28 69H29V68H28ZM30 69H31V68H30ZM30 69H29V70H30ZM110 69H111V67H110ZM128 69H129V68H128ZM202 69H203V68H202ZM223 69H224V67H223ZM259 69H260V67H259ZM20 70H21V68H20ZM22 70H23V69H22ZM121 70H122V69H121ZM124 70H125V69H124ZM131 70L134 71V70H136V69H134V70L131 69ZM131 70H130V72H131ZM165 70H167V69H165ZM183 70H184V69H183ZM207 70H208V69H206V71H207ZM211 70H213V69H211ZM226 70H227V69H225V72H226ZM246 70H247V72L250 73V70H249V71H248V69H246ZM256 70H257V69H256ZM263 70H264V68H263ZM27 71H28V70H27ZM95 71H97V70H95ZM99 71H100V70H99ZM108 71H110V70H108ZM126 71H127V68H126ZM175 71H176V70H175ZM179 71H180V70H179ZM193 71H194V70H193ZM202 71H203V70H202ZM202 71L200 70V72H202ZM208 71H209V70H208ZM208 71H207L206 73H208ZM215 71H216V70H215ZM222 71H223V70H222ZM234 71H236V69H235ZM49 72H50V71H49ZM70 72H71V71H70ZM81 72H83V71H81ZM100 72H102V71H100ZM116 72H117V70H116ZM118 72H119V71H118ZM121 72H122V71H121ZM128 72H129V71H128ZM137 72H138V71H137ZM137 72H136L135 74H137ZM140 72H142V71L140 70ZM165 72H168V71H165ZM180 72H182V71H180ZM211 72H214V71H209V73H211ZM230 72H231V71H230ZM238 72H239V71H238ZM238 72H237V73H238ZM255 72H256V71H255ZM262 72H264V71H262ZM262 72H261V74H262ZM91 73H92V72H91ZM91 73H90V74H91ZM114 73H115V72H114ZM125 73H126V72H125ZM125 73H122V74H125ZM168 73H170V72H168ZM173 73H174V72H173ZM192 73H193V72H192ZM202 73H203V72H202ZM202 73H199V74L202 75ZM209 73H208V74H209ZM227 73H228V71H227ZM227 73H226V74H227ZM256 73H257V72H256ZM7 74H8V73H7ZM80 74H81V73H80ZM80 74H79V75H80ZM106 74H107V73H106ZM106 74L104 73V76H105ZM135 74H134V75H135ZM166 74H167V73H166ZM199 74H198V75H199ZM208 74H206V75H208ZM211 74H212V73H211ZM211 74H209V76H211ZM229 74H230V73H229ZM231 74H233V73H231ZM47 75H48V74H47ZM93 75H99V74H94V73H93ZM178 75H180V74H178ZM181 75H182V74H181ZM203 75H204V74H203ZM206 75H205V76H206ZM214 75L217 76V74H215V73H214ZM219 75H220V74H219ZM227 75H228V74H227ZM252 75H253V74H252ZM258 75H259V73H258ZM9 76H10V75H9ZM51 76H52V75H51ZM56 76H55V77H56ZM82 76H83V74H82ZM116 76H117V75H116ZM150 76H151V75H150ZM163 76H164V75H163ZM169 76H170V75H169ZM169 76H168V77H169ZM223 76H226V75L224 74ZM228 76H229V75H228ZM228 76H227V77H228ZM230 76H231V75H230ZM242 76H243V74H242ZM246 76H247V73H246ZM246 76L244 75V77H246ZM249 76H250V75H248V77H249ZM256 76H257V75H256ZM21 77H22V76H21ZM45 77H47V76H45ZM48 77H49V76H48ZM48 77H47V78H48ZM53 77H54V76H53ZM76 77H77V76H76ZM88 77H89V76H88ZM95 77H96V76H95ZM105 77H107V76H105ZM110 77H111V75H110ZM110 77H109V78H110ZM112 77H113V76H112ZM121 77H122V76H121ZM129 77H131V76H128V78H129ZM132 77H133V76H132ZM140 77H141V76H140ZM168 77H167V78H168ZM197 77H198V76H197ZM202 77H203V76H202ZM212 77H213V74H212ZM248 77H247V78H248ZM251 77H252V76H251ZM257 77H258V76H257ZM261 77H262V76L260 75V78H261ZM263 77H264V75H263ZM19 78H20V76H19ZM49 78H51V77H49ZM78 78H79V77H78ZM81 78H82V77H81ZM86 78H87V77H86ZM86 78H85V79H86ZM100 78H101V77H100ZM109 78H108V80L111 79V78H110V79H109ZM114 78H115V77H114ZM122 78H123V77H122ZM124 78H125V77H124ZM135 78H137V75H136ZM138 78H139V76H138ZM141 78H143V77H141ZM178 78H179V76H178ZM178 78H177V79H178ZM184 78H185V77H184ZM206 78H207V76H206ZM213 78H214V77H213ZM221 78H222V77H221ZM235 78H236V76H235ZM252 78H253V77H252ZM254 78H255V77H254ZM7 79H8V78H7ZM75 79H76V78H75ZM85 79H83V81H84ZM89 79H90V78H89ZM91 79H93V78L91 77ZM91 79H90V80H91ZM115 79H116V78H115ZM115 79H114V80H115ZM118 79H120V77H119ZM171 79H172V78H171ZM177 79H176V80H177ZM180 79H182V78H180ZM180 79H179V80H180ZM188 79H189V78H188ZM201 79H202V78H201ZM207 79H208V78H207ZM210 79H211V78H210ZM225 79H226V78H225ZM227 79H228V78H227ZM232 79H233V78H232ZM262 79H263V78H262ZM20 80H21V79H20ZM44 80H45V79H44ZM46 80H47V79H46ZM94 80H95V79H94ZM103 80H104V78H103ZM112 80H113V79H112ZM127 80H129V79H127ZM139 80H141V79H139ZM149 80H150V79H149ZM211 80H212V79H211ZM236 80H237V79H236ZM247 80H249V79H247ZM253 80H254V79H253ZM258 80H259V79H258ZM48 81H49V80H48ZM53 81H54V80H53ZM53 81H52V82H53ZM71 81H72V79H71ZM87 81H88V80H87ZM116 81H118V80L116 79ZM119 81H120V80H119ZM122 81H123V80H122ZM137 81H138V80H137ZM141 81H145V79H144V80H141ZM177 81H178V80H177ZM180 81H181V80H180ZM180 81H179V82H180ZM182 81H183V80H182ZM195 81H196V80H195ZM203 81H204V80H203ZM215 81H216V80H215ZM224 81L226 82V80H222V82H224ZM227 81H228V80H227ZM230 81H231V79H230ZM240 81H242V80H240ZM240 81H239V82H240ZM256 81H257V79H256ZM259 81H261V79H260ZM259 81H258V82H259ZM262 81H264V80H262ZM262 81H261V83H262ZM19 82H20V81H19ZM44 82H45V81H43V83H44ZM55 82H56V81H55ZM57 82H58V81H57ZM88 82H89V81H88ZM90 82H91V81H90ZM106 82H107V81H106ZM111 82H112V81H111ZM124 82H125V81H124ZM124 82H123V83H124ZM127 82H129V81H127ZM131 82H132V81H131ZM135 82H136V81H135ZM168 82H169V81H168ZM179 82H178V83H179ZM212 82H213V81H212ZM212 82H211V83H212ZM231 82H232V81H231ZM250 82H251V81H250ZM254 82H255V81H254ZM7 83H8V82H7ZM50 83H51V82H50ZM112 83H113V82H112ZM114 83H115V81H114ZM118 83H119V82H118ZM118 83H117V84H118ZM120 83H122V82H120ZM120 83H119V84H120ZM143 83H144V82H143ZM195 83H196V82H195ZM197 83H198V82H197ZM204 83H205V82H204ZM206 83H207V82H206ZM206 83H205V84H206ZM227 83H228V82H227ZM227 83H226V84H227ZM74 84H75V83H74ZM91 84H92V83H91ZM93 84H94V82H93ZM103 84H104V83H103ZM106 84H107V83H106ZM125 84H126V82H125ZM136 84H137V83H136ZM169 84H170V83H169ZM179 84H180V83H179ZM202 84H203V83H202ZM219 84H220V83H219ZM233 84H234V81H233ZM243 84H244V83H243ZM256 84H257V83H256ZM258 84H259V83H258ZM51 85H52V84H51ZM94 85H99V84H98V83H97V84L95 83ZM109 85H111V84H109ZM112 85H113V84H112ZM114 85H115V84H114ZM120 85H121V84H120ZM126 85H127V84H126ZM128 85H129V84H128ZM131 85H132V84H131ZM133 85H134V84H133ZM137 85H138V84H137ZM143 85H146V84L144 83ZM176 85H178V84L176 83ZM203 85H204V84H203ZM210 85H211V84H210ZM221 85H222V84H221ZM248 85H249V84H248ZM260 85H261V84H260ZM10 86H11V84H10ZM17 86H18V85H17ZM55 86H57V85H55ZM89 86H90V85H89ZM105 86H106V85H105ZM116 86H117V85H116ZM116 86H115V87H116ZM121 86H122V85H121ZM146 86H147V85H146ZM184 86H185V85H184ZM184 86L182 85V87H184ZM186 86H187V85H186ZM213 86H214V85H213ZM213 86H212V87H213ZM217 86H218V85H217ZM223 86H224V85H223ZM233 86H234V85H233ZM238 86H240V85H238ZM254 86H256V85H254ZM11 87H13V86H11ZM53 87H54V85H53ZM66 87L69 88V86H66ZM71 87H72V86H71ZM92 87H93V85H92ZM107 87H108V86H107ZM110 87H111V86H110ZM115 87H114V89H115ZM132 87H133V86H132ZM134 87H135V86H134ZM134 87H133V88H134ZM136 87H137V86H136ZM139 87H140V86H139ZM141 87H142V86H141ZM141 87H140V88H141ZM175 87H176V86H175ZM227 87H229V86L227 85ZM243 87H244V86H243ZM243 87H242V89H243ZM251 87H252V86H251ZM251 87H250V89H253V87H252V88H251ZM256 87H257V86H256ZM256 87H255V88H256ZM59 88H60V87H59ZM59 88H57V89L59 90ZM95 88H96V86H95ZM101 88H103V87H101ZM105 88H106V87H105ZM105 88H104V89H105ZM116 88H117V87H116ZM120 88H121V87H120ZM120 88H119V89H120ZM123 88H124V87H123ZM143 88L146 90L147 87H146V88L143 87ZM208 88H210V87H208ZM229 88H230V87H229ZM229 88H228V90H229ZM257 88H258V87H257ZM257 88H256V89H257ZM14 89H15V88H14ZM54 89L57 91L56 88H54ZM106 89H107V88H106ZM111 89H113V88L111 87ZM111 89H110V90H111ZM125 89H126V88H125ZM127 89H128V88H127ZM148 89H149V88H148ZM175 89H176V88H175ZM183 89H184V88H183ZM183 89H182V90H183ZM202 89H203V88H202ZM214 89H215V88H214ZM218 89H219V88H218ZM224 89H225V88H224ZM224 89H223V91L225 92ZM230 89H231V88H230ZM233 89H234V88H233ZM242 89H241V90H242ZM62 90H60V91H62ZM65 90H66V91H67V90L70 91V88H69V89L66 88ZM91 90H92V89H91ZM130 90H131V89H130ZM145 90H144V91H145ZM184 90H185V89H184ZM184 90H183V91H184ZM186 90H188V89H186ZM248 90H249V89H248ZM15 91H16V90H15ZM37 91H38V90H37ZM40 91H41V89H40ZM69 91H68V92H69ZM95 91H96V89H95ZM113 91H114V90H113ZM116 91H118V90H116ZM124 91H125V90H124ZM124 91H122V92H124ZM126 91H127V90H126ZM128 91H129V89H128ZM131 91H132V92H131ZM131 91H130V92L133 94V92H134L135 90H134V91L131 90ZM142 91H143V90H142ZM142 91H141V92H142ZM144 91H143V92H144ZM146 91H147V90H146ZM175 91H176V90H175ZM188 91H189V90H188ZM196 91H197V90H196ZM210 91H211V89H210ZM213 91H214V90H213ZM233 91H234V90H233ZM237 91H239V90L237 89ZM22 92H23V91H22ZM52 92H53V91H52ZM62 92H63V91H62ZM109 92H110V91H109ZM111 92H112V91H111ZM111 92H110V93H111ZM119 92H120V91H119ZM136 92H137V91H136ZM139 92H140V90H139ZM143 92H142V93H143ZM148 92H149V91H147V94H148ZM214 92H215V91H214ZM224 92H223V94H224ZM231 92H232V91H231ZM244 92H245V91H244ZM251 92H252V91H251ZM251 92H250V93H251ZM38 93H40V92L38 91ZM38 93H37V94H38ZM42 93H43V92H42ZM63 93H65V92H63ZM76 93H77V92H76ZM95 93H96V92H95ZM120 93H121V92H120ZM200 93H201V91H200ZM202 93H203V91H202ZM202 93H201V94H202ZM233 93H235V92H233ZM45 94H46V93H45ZM56 94H57V92H56ZM66 94H69V93L66 92ZM66 94H65V97H66ZM90 94H91V92H90ZM123 94H125V92H124ZM127 94H128V93H127ZM134 94H136V93H134ZM137 94H138V92H137ZM139 94H140V93H139ZM147 94L144 95V97H143V101H142V102L140 101L141 103L145 102V104H143L144 106H146V102H147L148 100H149V101L147 102L148 104L150 103V100H151V98L149 99V96H148ZM180 94H183V93H180ZM208 94H209V93H208ZM214 94H215V93H214ZM220 94H221V93H220ZM34 95H36V93H35ZM53 95H54V94H53ZM53 95H51V96H53ZM57 95H58V94H57ZM78 95H79V94H78ZM120 95H122V94H120ZM142 95H143V94H141V96H142ZM165 95H166V94H165ZM168 95H169V94H168ZM204 95H205V94H204ZM210 95H211V94H210ZM210 95H209V96H210ZM216 95H217V94H216ZM221 95H222V94H221ZM221 95H220V96H221ZM228 95H230V94L228 93ZM231 95H232V94H231ZM237 95H238V94H237ZM245 95H246V92H245ZM252 95H253V94H252ZM36 96H38L39 100H41V96H40V95H36ZM48 96H49V95H48ZM54 96H56V95H54ZM59 96H60V93H59ZM67 96H68V95H67ZM69 96H70V95H69ZM76 96H77V95H76ZM94 96H95V95H94ZM106 96H108V95H106ZM116 96H117V95H116ZM124 96H126V95H124ZM132 96H133V95H132ZM160 96H161V95H160ZM184 96H185V94H184ZM201 96H202V95H201ZM214 96H215V95H214ZM217 96H218V95H217ZM232 96H233V95H232ZM263 96H264V95H263ZM42 97H43V96H42ZM45 97H46V96H45ZM56 97H57V96H56ZM60 97H62V96H60ZM81 97H82V96H81ZM89 97H90V96H89ZM121 97H122V96H120V98H121ZM34 98H37V97H34ZM46 98H47V97H46ZM63 98H64V97H63ZM66 98H67V97H66ZM71 98H73V96H72ZM78 98H80V97H78ZM78 98H77V99H78ZM85 98H86V97H85ZM95 98H97V96H96ZM108 98H109V97H108ZM116 98L118 99L119 97L117 96ZM120 98H119V100H120ZM131 98H132V97H131ZM131 98H130V99H131ZM133 98H134V97H133ZM135 98H137V97H135ZM135 98H134V99H135ZM141 98H142V97H141ZM181 98L183 99L184 97L181 96ZM185 98H186V96H185ZM191 98H192V97H191ZM207 98H208V96H207ZM209 98H210V97H209ZM219 98H220V97H219ZM228 98H229V97H228ZM230 98H232V97H230ZM28 99H29V98H28ZM30 99H31V98H30ZM52 99H53V97H52ZM52 99H51V100H52ZM59 99H60V98H59ZM59 99H58V100H59ZM73 99H74V98H73ZM73 99H71V100H73ZM89 99H90V98H89ZM97 99H98V98H97ZM97 99H96V100H97ZM110 99H111V98H110ZM121 99H122V98H121ZM124 99H125V98H124ZM188 99H189V97H188ZM193 99H194V98H193ZM212 99H213V98H212ZM215 99L218 100V98H215ZM220 99H221V98H220ZM220 99H219V101H220ZM223 99H226V98L223 97ZM239 99H240V98H239ZM243 99H244V98H243ZM36 100L38 101V99H36ZM36 100H34V101H36ZM44 100H45V99H44ZM49 100H50V98H49ZM51 100H50V101H51ZM61 100H62V98H61ZM78 100H81V99H78ZM87 100H88V99H87ZM93 100H94V99H93ZM136 100H137V99H136ZM136 100H133V101H136ZM141 100H142V99H141ZM169 100H170V99H169ZM172 100H173V99H172ZM185 100H186V99H185ZM221 100H222V99H221ZM232 100H233V99H232ZM22 101H23V99H22ZM30 101H31V100H30ZM34 101H33V102H34ZM50 101H49V102H50ZM53 101L56 103V100H53ZM53 101H52V103H53ZM59 101H60V100H59ZM59 101H58V102H59ZM66 101H68V100L66 99ZM81 101H82V100H81ZM97 101H98V100H97ZM120 101H121V100H120ZM188 101H189V100H188ZM191 101H192V100H191ZM213 101H214V100H213ZM219 101H218V102H219ZM227 101H228V100H227ZM8 102H9V100H8ZM42 102H43V100H42ZM42 102H41V103H42ZM46 102H48V101H46ZM58 102H57V103H58ZM72 102H73V101H72ZM75 102H76V98H75L74 103H75ZM85 102H86V101H85ZM92 102H93V101H92ZM101 102H102V101H101ZM108 102H109V99H108ZM111 102H113V101H111ZM118 102H119V101H118ZM127 102H128V100H127ZM129 102H131V101H129ZM203 102H204V101H203ZM214 102H215V101H214ZM214 102H213V103H214ZM228 102H229V101H228ZM240 102H241V101H240ZM251 102H252V101H251ZM4 103H5V102H4ZM22 103H24V102H22ZM30 103H31V102H30ZM30 103H29V104H30ZM38 103H39V102H38ZM62 103L65 104L63 101H62ZM114 103H116V101H115ZM120 103H121V102H119V104H120ZM122 103H123V102H122ZM131 103H132V102H131ZM133 103H134V102H133ZM141 103H139V104H141ZM211 103H212V102H211ZM211 103H210V101H209V104H210V105H211ZM263 103H264V102H263ZM32 104H33V103H32ZM46 104H47V103H46ZM48 104H49V103H48ZM50 104H51V102H50ZM66 104H67V102H66ZM71 104H72V103H71ZM95 104H96V103H95ZM97 104H98V103H97ZM99 104H100V103H99ZM102 104L104 105V103H102ZM105 104H106V103H105ZM125 104H126V103H125ZM160 104H161V103H160ZM171 104H172V103H171ZM194 104H195V103H194ZM223 104H224V103H223ZM228 104H229V103H228ZM30 105H31V104H30ZM41 105H42V104H41ZM41 105H40V104H36V105L34 106V108H33V110H35V113H36V116H35V117L38 116V119H39L40 121H41V119H42L41 116L43 117V115H42V110L45 109L44 106H42V107H44V109H42V108H41ZM43 105H45V103H44ZM55 105H56V104H55ZM55 105H54V106H55ZM68 105H69V104H68ZM76 105H77V104H76ZM113 105H114V104H113ZM128 105H129V104H128ZM128 105H127V106H128ZM132 105H133V104H132ZM141 105H142V104H141ZM143 105H142V106H143ZM186 105H187V104H186ZM189 105H190V103H189ZM191 105H192V104H191ZM217 105H218V104H217ZM221 105H222V102H221ZM253 105H254V104H253ZM0 106H1V105H0ZM5 106H6V105H5ZM16 106H17V105H16ZM45 106H46V105H45ZM49 106H50V105H49ZM49 106H48V107H49ZM58 106H59V105L56 106V107L58 108V109L56 108V109H57V116H56V118L52 119L55 115H54L53 117L50 116L51 119L48 120L47 123H45L46 128L48 127L49 130H52V131H54V132H55V130H57L58 132H60V131H64V132H66V129H67V130H70L71 134H72V133H75L76 130H77L78 128H77V126L74 125L73 122H71V121L74 120V119H72L71 121L69 120L70 122H68V121L64 122L65 120H64L63 118H62V119H63L64 121L61 120V116H63V115H60V113H61L60 110H61V109H60ZM61 106H62V112H65V111L67 110L66 108H67L68 106H67V107H63L64 105H61ZM73 106H75V105H73ZM77 106H78V105H77ZM91 106H92V105H91ZM93 106L95 107V105H93ZM106 106H107V105H106ZM114 106H116V105H114ZM124 106H125V105H124ZM170 106H172V105H170ZM197 106H199V105H197ZM202 106H203V105H202ZM212 106H213V105H212ZM246 106H247V105H246ZM255 106H256V105H255ZM50 107H51V106H50ZM75 107H76V106H75ZM79 107H81V106H79ZM118 107H119V106H118ZM129 107H130V106H129ZM129 107H126V108H129ZM136 107H137V104H136L135 108H136ZM140 107H141V106H140ZM146 107H147V106H146ZM151 107H152V106H151ZM172 107H173V106H172ZM227 107H228V106H227ZM243 107H244V106H243ZM260 107H261V106H260ZM20 108H21V107H20ZM26 108H27V106H26ZM26 108H25V109H26ZM30 108H31V107H29L28 109H30ZM46 108H47V106H46ZM54 108H55V107H53V110H54ZM68 108H69V107H68ZM72 108H73V107H72ZM82 108H83V105H82ZM84 108H85V107H84ZM84 108H83V109H84ZM98 108H99V106H98ZM126 108H125V109H126ZM133 108H134V107H133ZM142 108H143V107H142ZM182 108H183V107H182ZM184 108H185V107H184ZM188 108H189V107H188ZM217 108H218V107H217ZM239 108H240V107H239ZM22 109H23V107H22ZM48 109H49V108H48ZM56 109H55V110H56ZM83 109H80V110H83ZM91 109H92V107H91ZM94 109H95V108H94ZM94 109H93V110H94ZM103 109H104V108H103ZM109 109H110V108H109ZM111 109H112V107H111ZM115 109H116V108H115ZM117 109H120V108H117ZM122 109H124V108H122ZM125 109H124V110H125ZM148 109H149V108H148ZM189 109H190V108H189ZM195 109H197V108H195ZM210 109H211V108H210ZM229 109H230V108H229ZM237 109H238V107H237ZM242 109H243V108H242ZM245 109H246V108H245ZM251 109H252V108H251ZM258 109H259V108H258ZM10 110H11V109H10ZM12 110H13V109H12ZM46 110H47V109H46ZM50 110H52V109H50ZM77 110H78V108H77ZM124 110H123V111H124ZM132 110H133V109H132ZM140 110H141V109H140ZM140 110H139V112H140ZM142 110H143V109H142ZM183 110L186 111V110H188V109H186V110L183 109ZM211 110H212V109H211ZM214 110H215V109H214ZM219 110H220V109H219ZM252 110H253V109H252ZM261 110H262V109H261ZM20 111H21V110H20ZM73 111H74V110H73ZM75 111H76V110H75ZM83 111H84V110H83ZM87 111L89 112V110H87ZM96 111H98V110H96ZM102 111H103V110H102ZM115 111H116V110H115ZM129 111H130V110H129ZM129 111H128V112H129ZM168 111H169V110H168ZM190 111H191V109H190ZM192 111H193V110H192ZM192 111H191V113H193ZM198 111H199V110H198ZM198 111H197V112H198ZM225 111H226V110H225ZM241 111H243V110H241ZM263 111H264V110H263ZM22 112H23V110H22ZM24 112H25V110H24ZM24 112H23V113H24ZM26 112H27V111H26ZM26 112H25V114H26ZM33 112H34V111H33ZM33 112H32V114H33ZM51 112H52V111H51ZM67 112H68V111H67ZM84 112H85V111H84ZM91 112L94 113L95 111H92V110H91ZM118 112L120 113V111H118ZM118 112H117V113H118ZM121 112H122V111H121ZM126 112H127V111H126ZM132 112H133V111H132ZM134 112H135V111H134ZM134 112H133V113H134ZM137 112H138V111H137ZM142 112H143V111H142ZM223 112H224V111H223ZM246 112H247V111H246ZM248 112L250 113L251 111H248ZM259 112H260V111H259ZM65 113H66V112H65ZM68 113H69V112H68ZM72 113H73V112H72ZM93 113H92V114H93ZM119 113H118V114H119ZM130 113H131V112H130ZM133 113H132V114H133ZM171 113H172V112H171ZM183 113H184V112H183ZM198 113H199V112H198ZM261 113H262V111H261ZM62 114H64V113H62ZM76 114H78V113L76 112ZM87 114H88V113H87ZM89 114H90V113H89ZM89 114H88L87 116H89ZM94 114H95V113H94ZM113 114H114V113H113ZM135 114H136V113H135ZM140 114H142V113H140ZM143 114H145V113L143 112ZM184 114H185V113H184ZM184 114H183V115H184ZM186 114H187V113H186ZM196 114H197V113H196ZM199 114H200V113H199ZM219 114H220V113H219ZM225 114H226V113H225ZM257 114H258V112H257ZM28 115H29V114H28ZM81 115H82V114H81ZM95 115H96V117H94V118H95V119H94L95 122L93 123V125H91V128L87 127V124H86L85 127L91 129V130H92V133L90 132V134H92L94 138H97V137H99L101 134L107 132L106 130H107V128H108V124H110V123H108L109 120H107V118H108V116H109L110 114H109L108 110L105 109L103 114H99V113L97 114V113H96ZM95 115H94V116H95ZM111 115H112V114H111ZM111 115H110V116H111ZM128 115H129V114H128ZM169 115H170V114H169ZM172 115H173V113H172ZM194 115H195V113H194ZM194 115H193V116H194ZM201 115H202V114H201ZM216 115H217V114H216ZM216 115H215V117H216ZM260 115H261V114H260ZM3 116H4V115H3ZM9 116L11 117V115H9ZM44 116H45V115H44ZM47 116H48V115H47ZM87 116H86V117H87ZM112 116L115 117L116 115H112ZM117 116H119V115H117ZM117 116H116V118H117ZM142 116H145V115H142ZM188 116H190V115H188ZM217 116H218V115H217ZM241 116H243V114H242ZM241 116H240V117H241ZM258 116H259V115H258ZM26 117H27V116H26ZM66 117H67V116L65 115V119H66ZM68 117H69V116H68ZM75 117H76V115H75ZM90 117H91V116H90ZM124 117H125V116H124ZM133 117H134V116H133ZM136 117H137V116H136ZM170 117H171V116H170ZM184 117H185V116H184ZM195 117L197 118V115H195ZM261 117H262V116H261ZM33 118H34V114H33L32 119H33ZM77 118H78V117H77ZM88 118H89V117H88ZM116 118H115V119H116ZM120 118H122V116H121ZM199 118H200V117H199ZM201 118H202V117H201ZM259 118H260V117H259ZM48 119H49V118H48ZM110 119H113V118H110ZM115 119H114V120H115ZM135 119H136V118H135ZM237 119H238V118H237ZM262 119H263V118H262ZM67 120H68V119H67ZM90 120H91V119H90ZM147 120H148V119H147ZM185 120H186V119H185ZM185 120H184V121H185ZM192 120H193V119H192ZM196 120L198 121V119H196ZM238 120H239V119H238ZM245 120H247V119H245ZM37 121H38V120H37ZM45 121H46V120H45ZM75 121H76V120H75ZM75 121H74V122H75ZM84 121H85V120H84ZM111 121H113V120H111ZM190 121H191V120H190ZM200 121H201V120H200ZM218 121H219V120H218ZM236 121H237V120H236ZM242 121H243V119H242ZM251 121H252V120H251ZM260 121H261V120H260ZM33 122H34V121H33ZM82 122H83V121H82ZM82 122H81V123H82ZM86 122H87V120H86ZM90 122H91V121H90ZM164 122H165V121H164ZM168 122H169V121H168ZM182 122H183V121H182ZM192 122H193V121H192ZM192 122H191V123H192ZM220 122H221V121H220ZM246 122H248V120H247ZM35 123H36V122H34V124H35ZM37 123H38V122H37ZM39 123H40V122H39ZM111 123H113V122H111ZM114 123H116V121H115ZM165 123H166V122H165ZM197 123H198V122H197ZM207 123H209V122H207ZM216 123H219V122H216ZM238 123H239V122H238ZM0 124H1V123H0ZM43 124H44V123L42 122V125H43ZM75 124H76V122H75ZM83 124H84V123H82V126H83ZM149 124H150V123H149ZM151 124H152V123H151ZM198 124H199V123H198ZM202 124H203V122H202ZM220 124H221V123H220ZM236 124H237V123H236ZM84 125H85V124H84ZM88 125H89V124H88ZM159 125H160V124H159ZM165 125H167V124H165ZM187 125H188V123H187ZM218 125H219V124H218ZM237 125H238V124H237ZM32 126H33V125H32ZM32 126H31V127H32ZM34 126H35V127H33V128H35V130H36V125H34ZM38 126H40V125H38ZM78 126H79V125H78ZM80 126H81V125H80ZM160 126H161V125H160ZM170 126H171V125H170ZM193 126H194V125H193ZM202 126H204V125H202ZM202 126L200 125V129H201ZM214 126H215V125H214ZM249 126H250V125H249ZM42 127H43V126H42ZM165 127H167V126H165ZM204 127H205V126H204ZM204 127H203V128H204ZM235 127H236V125H235ZM251 127H252V126H251ZM4 128H5V127H4ZM147 128H148V127H147ZM182 128H183V127H182ZM210 128H211V127H210ZM215 128H216V127H215ZM41 129H42V128H41ZM43 129H44V128H43ZM43 129H42V130H43ZM131 129H132V128H131ZM160 129H161V128H160ZM162 129H163V128H162ZM189 129H190V128H189ZM211 129H212V128H211ZM4 130H5V129H4ZM39 130H40V129H39ZM49 130H48V131H49ZM87 130H88V129H87ZM170 130H171V127H170ZM201 130H202V129H201ZM204 130H206V129H204ZM2 131H3V130H2ZM45 131H46V130H45ZM48 131H47V132H48ZM52 131H51V132H52ZM80 131H81V130H80ZM104 131H106V132H104ZM165 131H166V130H165ZM168 131H169V130H168ZM168 131H167V132H168ZM213 131H214V130H213ZM252 131H253V130H252ZM38 132H39V131H38ZM54 132H53V134H54ZM108 132H109V131H108ZM194 132H195V131H194ZM205 132H206V131H205ZM237 132H238V131H237ZM246 132H247V131H246ZM0 133H1V131H0ZM5 133H6V132H5ZM14 133H15V132H14ZM31 133H32V131H31ZM42 133H43V132H42ZM42 133H41V134H42ZM48 133H50V131H49ZM78 133H79V131H78ZM80 133H81V132H80ZM110 133H111V132H110ZM163 133H164V132H163ZM170 133H171V132H170ZM178 133H179V132H178ZM210 133H211V132H210ZM250 133H252V132H250ZM34 134H35V133H34ZM44 134H45V133H44ZM51 134H52V133H51ZM53 134H52V135H53ZM154 134H155V133H154ZM156 134H157V133H156ZM161 134H162V132H161ZM167 134H169V133H167ZM197 134H198V133H197ZM197 134H196V137H197ZM199 134H200V133H199ZM204 134H205V133H204ZM206 134H207V133H206ZM231 134H233V132H231ZM235 134H236V133H235ZM16 135H17V134H16ZM46 135H47V134H46ZM58 135H59V136H58V138H59V137H60V133H59ZM66 135H67V133H66ZM69 135H70V134H69ZM80 135H81V134H80ZM80 135H78V136H80ZM84 135H85V133H84ZM126 135H127V134H126ZM163 135H164V134H163ZM213 135H214V133H213ZM252 135H253V133H252ZM43 136H44V135H43ZM50 136H51V135H50ZM78 136H77V135H76V136L73 135L72 137L74 138V137H78ZM101 136H102V135H101ZM103 136H104V135H103ZM119 136H120V135H119ZM157 136H158V135H157ZM174 136H175V135H174ZM184 136H185V135H184ZM201 136H203V135H201ZM234 136H235V135H234ZM240 136H241V135H240ZM240 136H238V137H240ZM245 136H246V135H245ZM260 136H261V135H260ZM37 137H38V135H37ZM65 137H66V136H65ZM68 137H69V136H68ZM133 137H134V136H133ZM180 137H181V136H180ZM193 137L195 138V136H193ZM205 137H206V136H205ZM207 137H208V139H209V136H208V135H207ZM1 138H2V137H1ZM1 138H0V139H1ZM39 138H40V135H39ZM58 138H56L55 140H57ZM60 138H61V137H60ZM62 138H63V136H62ZM73 138H72V141H73ZM100 138H101V137H100ZM181 138H182V137H181ZM187 138H188V137H187ZM212 138H213V137H212ZM214 138H215V136H214ZM235 138H237V137H235ZM3 139H4V138H3ZM40 139H41V138H40ZM53 139H54V137H53ZM66 139H67V138H66ZM117 139H118V138H117ZM117 139H116V140H117ZM155 139H157V138H155ZM160 139H161V138H160ZM165 139H166V138H165ZM217 139H218V138H217ZM230 139H231V138H230ZM244 139H245V137H244ZM1 140H2V139H1ZM9 140H10V139H9ZM67 140H68V139H67ZM67 140H66V141H67ZM69 140H70V139H69ZM93 140H94V139H93ZM97 140H98V139H97ZM107 140H108V139H107ZM125 140H126V139H125ZM172 140H173V139H172ZM203 140H204V139H203ZM215 140H216V139H215ZM224 140H225V139H224ZM224 140H223V141H224ZM251 140H252V139H251ZM3 141H4V140H3ZM19 141H20V140H19ZM41 141H42V139H41ZM41 141H40V142H41ZM44 141H45V140H44ZM52 141H53V140L49 139L48 141L46 140L45 143H43V141L41 142V143H43V146H42V148H41L40 145H39V148L42 149L41 154H38L39 156L42 155V154H47V153H48L47 150H49L48 148L51 147L50 144L53 143ZM70 141H71V140H70ZM70 141H69V142H70ZM90 141H91V140H89V142H90ZM105 141H106V140H105ZM118 141H119V140H118ZM118 141H117V142H118ZM137 141H138V140H137ZM143 141H144V140H143ZM159 141H160V140H159ZM238 141H239V140H238ZM0 142H1V141H0ZM55 142H56V141H55ZM73 142H74V141H73ZM107 142H108V141H107ZM125 142H126V141H125ZM199 142H200V139H199ZM201 142H202V141H201ZM209 142H211V141H209ZM218 142H219V140H218ZM235 142H236V141H235ZM1 143H2V142H1ZM12 143H13V142H12ZM34 143H35V142H34ZM57 143H60V142H57ZM75 143H76V140H75ZM75 143H74V144H75ZM86 143H87V142H86V136H82V139L79 140V141L77 142L78 147L76 146V147L78 148V149H77V150H78V153L81 152L82 154H84V153L86 152V150H87V149H86ZM94 143H96V140H95ZM151 143H152V142H151ZM151 143H150V144H151ZM180 143H181V142H180ZM223 143H224V142H223ZM53 144H54V143H53ZM61 144H63V143H61ZM61 144H59V145H61ZM182 144H183V143H182ZM202 144H203V143H202ZM202 144H201V145H202ZM216 144H217V142H216ZM216 144H215V145H216ZM239 144H240V143H239ZM241 144H242V143H241ZM0 145L2 146V144H0ZM54 145H55V144H54ZM54 145H53V147H56V146H54ZM66 145H67V144H66ZM70 145H71V143H70ZM91 145H92V144H91ZM118 145H119V144H118ZM207 145H208V144H207ZM211 145H213L212 142H211ZM218 145H219V144H217V146H218ZM15 146H16V145H15ZM24 146H25V145H24ZM63 146H65V143H64ZM73 146H74V145H73ZM99 146H100V145H99ZM99 146H97V147H99ZM129 146H130V145H129ZM154 146H155V145H154ZM182 146H183V145H182ZM205 146H206V145H205ZM223 146H224V145H223ZM65 147H66V146H65ZM68 147H69V144H68ZM88 147H89V146H87V148H88ZM157 147H158V146H157ZM212 147H213V146H212ZM90 148H91V147H90ZM114 148H115V147H114ZM209 148H210V147H209ZM216 148H217V147H216ZM216 148H215V149H216ZM12 149H14V148H12ZM59 149H60V147H59ZM67 149H68V148H67ZM73 149H75V148H73ZM169 149H170V148H169ZM197 149H198V148H197ZM219 149H220V148H219ZM221 149H222V148H221ZM88 150H89V148H88ZM90 150H91V149H90ZM159 150H160V149H159ZM205 150H206V149H205ZM50 151H51V148H50ZM53 151H54V150H53ZM62 151H63V150H62ZM66 151H67V150H66ZM66 151H65V152H66ZM70 151H71V150L69 149L68 152H70ZM72 151H73V150H72ZM99 151L101 152L102 150H99ZM170 151H172V149H171ZM198 151H199V150H198ZM241 151H242V150H241ZM4 152H5V151H4ZM10 152H11V151H10ZM17 152H18V151H17ZM46 152H47V153H46ZM56 152H57V151H56ZM74 152H75V151H74ZM88 152H89V151H87V153H88ZM96 152H97V151H96ZM142 152H143V150H142ZM223 152H224V151H223ZM38 153H39V152H38ZM49 153H50V152H49ZM59 153H60V152H59ZM150 153H151V152H150ZM204 153H205V151H204ZM215 153H216V152H215ZM13 154H14V153H13ZM16 154H17V153H16ZM19 154H20V153H19ZM52 154H53V153L51 152V156H52ZM57 154H58V153H57ZM57 154H56V155H57ZM61 154H62V153H60V157H61ZM64 154H65V153H64ZM66 154H68V153H66ZM69 154H70V153H69ZM73 154H74V153H73ZM73 154L71 153L70 155H73ZM20 155H22V154H20ZM47 155H48V154H47ZM47 155H46V156H47ZM49 155H50V154H49ZM56 155H55V156H56ZM70 155H69V156H70ZM85 155H86V153H85ZM100 155H101V154H100ZM102 155H104V154L102 153ZM122 155H123V154H122ZM193 155H194V154H193ZM196 155H197V154H196ZM215 155H216V154H215ZM218 155H220V154H218ZM225 155H226V154H225ZM12 156H13V155H12ZM16 156H17V155H16ZM39 156H38V157H39ZM57 156H59V155H57ZM57 156H56V158H58ZM64 156L67 157V155H63L62 157H64ZM69 156H68V157H69ZM78 156H79V155H78ZM78 156H76V157L78 158ZM189 156H190V155H189ZM222 156H223V154H222ZM17 157H18V156H17ZM40 157H41V156H40ZM42 157H44V156L42 155ZM47 157H50V156H47ZM60 157H59L58 159H60ZM62 157H61V160H62ZM81 157H82V156L80 155V158H81ZM98 157H99V156H98ZM219 157H220V156H219ZM223 157H224V156H223ZM34 158H35V157H34ZM34 158L32 157V159H34ZM36 158H37V156H36ZM82 158H83V157H82ZM87 158H88V157H87ZM89 158H90V157H89ZM92 158H93V157H92ZM96 158H97V157H96ZM103 158H104V157H103ZM107 158H108V157H107ZM112 158H113V157H112ZM127 158H128V157H127ZM207 158H208V157H207ZM226 158H227V157L225 156V159H226ZM15 159H16V157H15ZM21 159H22V158H21ZM37 159H38V158H37ZM45 159H47V158H45ZM48 159H49V158H48ZM53 159H54V158H53ZM72 159H73V156H72ZM100 159H101V158H100ZM108 159H110V157H109ZM139 159H140V158H139ZM145 159H146V158H145ZM195 159H196V158H195ZM200 159H202V156H200ZM223 159H224V158H223ZM7 160H8V159H7ZM63 160H64V158H63ZM65 160H66V159H65ZM67 160H68V159H67ZM69 160H70V158H69ZM110 160H111V159H110ZM193 160H194V159H193ZM202 160H203V159H202ZM217 160H218V158H217ZM244 160H245V159H244ZM1 161H2V158H1ZM15 161H16V160H15ZM36 161H37V160H36ZM39 161H40V160H39ZM55 161H56V160H55ZM74 161H75V160H74ZM79 161H80V160H79ZM107 161H108V160H107ZM107 161H106V164L109 162V161H108V162H107ZM113 161H114V160H113ZM119 161L121 162V160H119ZM145 161H146V160H145ZM206 161H207V160H206ZM212 161H213V160H212ZM215 161H216V160H215ZM225 161H226V160H225ZM8 162H11V161H8ZM8 162H7V164H8ZM13 162H14V161H13ZM18 162H20V160H19ZM33 162H35V161H33ZM41 162H42V159H41V161H40L39 164H41ZM47 162H48V161H47ZM68 162H69V161H68ZM80 162H81V161H80ZM82 162H83V160H82ZM82 162H81V163H82ZM96 162H97V161H96ZM98 162H99V161H98ZM98 162H97L96 165L99 164ZM110 162H111V161H110ZM120 162H119V164H121V166H122L123 163H120ZM192 162H193V161H192ZM201 162H202V161H201ZM207 162H208V161H207ZM227 162H228V161H227ZM0 163H1V162H0ZM30 163H32V161H31ZM52 163H53V161H52ZM55 163H56V162H55ZM61 163H62V162H61ZM131 163H132V162H131ZM134 163H135V162H134ZM139 163H140V162H139ZM199 163H200V162H199ZM224 163H225V162H224ZM9 164H10V163H9ZM9 164H8V165H9ZM13 164H14V163H13ZM13 164H12L11 166H13ZM15 164H17V163H15ZM18 164H19V163H18ZM27 164H28V163H27ZM39 164H36V167H37V165L39 166ZM66 164H67V162H66ZM69 164H70V163H69ZM69 164H68V165H69ZM74 164H75V163H74ZM74 164H72V165H74ZM76 164H78V162H76ZM104 164H105V163H104ZM144 164H145V163H144ZM197 164H198V163H197ZM203 164H204V166H205L206 163H203ZM203 164L201 163V165H203ZM207 164H208V163H207ZM28 165H29V164H28ZM31 165L35 166V164H31ZM47 165H48V164H47ZM47 165H46V166H47ZM53 165H54V164H53ZM55 165H57V164H55ZM58 165H59V164H58ZM58 165H57V166H58ZM61 165H62V164H61ZM72 165H70V166H72ZM85 165H86V164H85ZM108 165L110 166L109 163H108ZM117 165H118V164H117ZM117 165H116V166H117ZM130 165H131V164H130ZM201 165H200V166H201ZM210 165H211V163H210ZM222 165H223V164H222ZM3 166H4V165H3ZM17 166H18V165H17ZM25 166H26V164H25ZM33 166H30V168H31V167L33 168ZM43 166H44V165H43ZM50 166H51V164L49 165V167H50ZM57 166H56V168H57ZM76 166H78V165H76ZM94 166H95V165H94ZM106 166H107V165H105V167H106ZM109 166H108V168H109ZM112 166H113V165H112ZM112 166H111V167H112ZM114 166H115V165H114ZM116 166H115V167H116ZM123 166H124V165H123ZM134 166H135V165H133V168H134ZM190 166H191V163H190ZM198 166H199V165H198ZM200 166H199V167H200ZM204 166H203V167H204ZM212 166H213V165H212ZM225 166H226V165H224V167H225ZM228 166H229V165H228ZM228 166H226V167L228 168ZM26 167H27V166H26ZM49 167H48V168H49ZM85 167H86V166H85ZM92 167H93V165H92ZM98 167H101V165H98ZM102 167H103V165H102ZM137 167H138V166H137ZM201 167H202V166H201ZM201 167H200V168H201ZM207 167H209V166H207ZM220 167H221V166H220ZM8 168H9V167H8ZM8 168H7V169H8ZM11 168H13V167H11ZM30 168H28V169H30ZM34 168H35V167H34ZM43 168L45 169L46 167L44 166ZM43 168H42V169H43ZM51 168H52V170H53V167H52V166H51ZM51 168H50V169H51ZM62 168H63V167H62ZM75 168H77V167H75ZM93 168H94V167H93ZM118 168H120V167H118ZM129 168H130V167H129ZM191 168H192V167H191ZM191 168H190V169H191ZM39 169H40V168H39ZM42 169H41V170H42ZM44 169H43V170H44ZM88 169H89V171H90V166H89ZM96 169H97V167H96ZM96 169H95V170H96ZM99 169H100V168H99ZM104 169H105V168H104ZM131 169H132V168H131ZM140 169H141V168H140ZM152 169H153V168H152ZM195 169H196V168H195ZM198 169H199V168H198ZM204 169H205V167H204ZM207 169H208V168H207ZM214 169H216V168H214ZM224 169H225V168H224ZM228 169H229V168H228ZM5 170H6V169H5ZM5 170H4V171H5ZM11 170H12V169H11ZM14 170H15V169H14ZM20 170H21V169H20ZM24 170H25V169H24ZM30 170H31V169H30ZM34 170H35V172H36V168H35ZM41 170H40V171H41ZM43 170H42V171H43ZM52 170H51V171H52ZM109 170L111 171V169H109ZM112 170H113V169H112ZM116 170H117V171L114 170L115 172H113V173L115 174V176H116V175H119V177H121V179L124 181V184H125V186H124V188H123V190H122V192H121V199H122L123 204H124V206H125L124 208H126L127 211L134 212L135 209H136V208H135L136 206H135V201H134V200H135V198H136V196H137L138 193H137L136 189L131 188V186L129 185V184H132V183H129V180H130V177H131L130 174H131V171H132V170L130 171V169H128V165H126L125 168L122 167V169H120V170L116 169ZM135 170H137L136 167H135ZM212 170H213V168H212ZM217 170H218V169H217ZM225 170H226V169H225ZM225 170H224V171H225ZM1 171H2V170H1ZM26 171H27V170H26ZM28 171H29V170H28ZM28 171H27V172H28ZM32 171H33V170H32ZM32 171H30V172H32ZM44 171H45V170H44ZM46 171H47V169H46ZM46 171H45V172H46ZM51 171H50V172H51ZM57 171H58V170H57ZM84 171H85V170H84ZM171 171H172V170H171ZM199 171H200V170H199ZM210 171H211V170H210ZM210 171L207 170V171H206V174H208V172H210ZM214 171H215V170H214ZM220 171H222L221 168H220ZM227 171H228V170H227ZM227 171H226V172H227ZM22 172H23V170H22ZM30 172H29V173H30ZM37 172H38V171H37ZM37 172H36V174H37ZM45 172H43V173H45ZM86 172H88V171H86ZM91 172H92V171H91ZM132 172L134 173V171H132ZM138 172H139V171H138ZM193 172H194V171H193ZM200 172H202V171H200ZM8 173H9V172H8ZM18 173L20 174V172H18ZM43 173H42V174H43ZM47 173H49V172H47ZM53 173H54V171H53ZM89 173H90V172H88V174H89ZM107 173H108V172H107ZM211 173H212V171H211ZM218 173H220V172L218 171ZM234 173H235V171H234ZM30 174H31V173H30ZM40 174H41V173H40ZM111 174H112V173H110V175H111ZM192 174H193V173H192ZM192 174H191V175H192ZM212 174H213V173H212ZM13 175H14V174H13ZM21 175H22V174H21ZM24 175H25V172H24ZM26 175H27V174H26ZM28 175H29V174H28ZM44 175H45V174H44ZM46 175H48V174H46ZM50 175H51V174H50ZM85 175H86V174H85ZM91 175H92V174H91ZM103 175H104V174H103ZM105 175H106V173H105ZM105 175H104V176H105ZM112 175H113V174H112ZM112 175H111V176H112ZM194 175H195V174H194ZM196 175L199 176L197 173H196ZM202 175H203V174H202ZM220 175H221V174H220ZM5 176H6V175H5ZM11 176H12V175H11ZM14 176H17V174L14 175ZM33 176H37V175H34V173H33ZM42 176H43V175H42ZM42 176H41V177H42ZM52 176H53V175H52ZM87 176H88V175H87ZM87 176H86V177H87ZM95 176H96V175H95ZM97 176H99V175H97ZM100 176H102V175H100ZM111 176H110V177H111ZM113 176H114V175H113ZM115 176H114V177H115ZM192 176H193V175H192ZM197 176H196V177H197ZM209 176H210V174H209ZM213 176H214V174H213ZM213 176H212V177H213ZM227 176H229V175H227ZM227 176H226V177H227ZM236 176H237V175H236ZM236 176H235V175L230 176V177H231V179H230L231 184H235V183H236V181H237V180H236ZM25 177H26V176H25ZM31 177H32V175H31ZM39 177H40V176H37V179H39ZM46 177H47V176H46ZM46 177H45V178H46ZM48 177L51 178V176H48ZM79 177H80V176H79ZM91 177H92V176H91ZM199 177H200V176H199ZM204 177H205V175H204ZM204 177H203V178H204ZM218 177H219V176H217V179H218ZM224 177H225V176H224ZM226 177H225V178H226ZM2 178H3V177H2ZM10 178H11V177H10ZM13 178H14V177H13ZM13 178H11L12 181H13ZM17 178H18V177H17ZM27 178H28V177H27ZM27 178H26V179H27ZM56 178H57V177H56ZM93 178H94V177H93ZM101 178H103V177H101ZM101 178H100V179H101ZM107 178H108V177H107ZM107 178L104 179V180H106V184H105V185H107V182H108V181H107ZM112 178H113V177H112ZM201 178H202V176H201ZM201 178H200V179H201ZM206 178H207V177H206ZM214 178H216V177H214ZM225 178H224V179H225ZM240 178H241V177H240ZM31 179H32V178H31ZM40 179H41V178H40ZM40 179H39V180H40ZM42 179L45 181L44 178H42ZM52 179H53V182H54L55 179H54V178H52ZM81 179H82V178H81ZM94 179H95V178H94ZM113 179H114V178H113ZM113 179H112L111 181H113ZM121 179H120V180H121ZM208 179H209V178H208ZM210 179H211V177H210ZM220 179H221V178H219L218 180H219V181H222V180H220ZM8 180H9V179H8ZM27 180H28V179H27ZM50 180H51V179H50ZM50 180H47V181H50ZM87 180H89V179L87 178ZM101 180H103V179H101ZM101 180H100V181H101ZM108 180H109V179H108ZM116 180H117V178H116ZM118 180H119V178H118ZM131 180H132V178H131ZM213 180H214V179H213ZM226 180H227V179H226ZM6 181H7V180H6ZM9 181H10V180H9ZM14 181H15V179H14ZM111 181H110V182H111ZM123 181H122V182H123ZM138 181H139V179H138ZM143 181H144V180H143ZM199 181L201 182V180H199ZM17 182H18V181H17ZM20 182H21V181H20ZM25 182H26V181H25ZM31 182H32V181H31ZM41 182H42V181H41ZM53 182H52V183H53ZM61 182H62V181H61ZM85 182H86V181H85ZM97 182H98V181H97ZM101 182H102V181H101ZM130 182H131V181H130ZM197 182H198V181H197ZM203 182H205V181H203ZM203 182H202V184H203ZM206 182H207V181H206ZM208 182H209V181H208ZM212 182H213V181H211V183H212ZM6 183H7V182H6ZM9 183H10V182H9ZM12 183H13V182H12ZM12 183H11V184H12ZM23 183H24V182H23V180H22V183H21V184H23ZM35 183H36V182H35ZM35 183H34V186H35ZM38 183H39V182L37 181V184H38ZM44 183H45V182H44ZM62 183H63V182H62ZM82 183H83V182H82ZM99 183H100V182H99ZM102 183H103V182H102ZM142 183H143V182H142ZM214 183H215V182H214ZM225 183H227V182L225 181ZM7 184H8V183H7ZM18 184H19V183H18ZM26 184H27V183H26ZM29 184H30V182H29ZM31 184H33V183H31ZM37 184H36V185H37ZM39 184H42V183H39ZM46 184H47V182H46ZM46 184H45V185H46ZM49 184H50V183H49ZM55 184H56V183H55ZM68 184H69V183H68ZM90 184H91V183H90ZM103 184H104V183H103ZM111 184H112V186H113V183H111ZM114 184L117 185V183H114ZM119 184H121V183L119 182ZM119 184H118V185H119ZM124 184H123V185H124ZM143 184H144V183H143ZM143 184H141V186H143ZM145 184H146V183H145ZM150 184H151V183H150ZM192 184H193V183H192ZM212 184H213V183H212ZM221 184H222V183H221ZM242 184H243V183H242ZM245 184H246V183H245ZM58 185H59V184H58ZM109 185H110V184H109ZM109 185H108V186H109ZM118 185H117V186H118ZM147 185H148V184H147ZM193 185H194V184H193ZM216 185H217V184H216ZM11 186H12V185H11ZM20 186H23V185H20ZM24 186H25V185H24ZM24 186H23V187H24ZM63 186H64V185H63ZM77 186H78V185H77ZM114 186H115V185H114ZM114 186H113V187H114ZM117 186H116V188H117ZM139 186H140V185H139ZM194 186H195V185H194ZM198 186H199V185H198ZM202 186H203V185H202ZM212 186H213V185H212ZM214 186H215V185H214ZM235 186H237V185H235ZM27 187H28V186H27ZM27 187H26V188H27ZM42 187H43V186H42ZM55 187H57V186H55ZM61 187H62V186H61ZM75 187H76V186H75ZM85 187H87V186H85ZM106 187H107V186H106ZM110 187H111V185H110ZM119 187H120V186H119ZM122 187H123V186H122ZM162 187H163V186H162ZM172 187H173V186H172ZM200 187H201V186H200ZM205 187H206V185H205ZM205 187H204V188L201 187L200 189L203 188V189L205 190ZM221 187H222V186H221ZM237 187H238V186H237ZM7 188H8V187H7ZM15 188H16V187H15ZM20 188H21V187H20ZM28 188H29V187H28ZM34 188L36 189V187H34ZM40 188H41V187H40ZM53 188H54V187H53ZM57 188H59V187H57ZM71 188H72V187H71ZM73 188H74V186H73ZM81 188H82V187H81ZM87 188H89V187H87ZM116 188H115V189L113 188L114 191L116 190ZM120 188H121V187H120ZM120 188H118V191H119ZM141 188H143V187H141ZM145 188H146V187H145ZM155 188H156V187H154V190H156ZM207 188H208V186H207ZM211 188H212V187H211ZM215 188H218V189H219L220 187L217 186V187H215ZM227 188H228V187H227ZM230 188H231V186H230ZM232 188H233V187H232ZM243 188H244V187H243ZM23 189H24V188H23ZM32 189H33V188H32ZM41 189H42V188H41ZM41 189L38 188L37 191L40 190L39 192H41ZM78 189H79V188H78ZM78 189H77V190H78ZM84 189H85V188H84ZM101 189H102V188H101ZM103 189H104V188H103ZM113 189H112V191H113ZM150 189H151V188H150ZM150 189H149V190H150ZM174 189H175V188H174ZM212 189H213V188H212ZM220 189H222V188H220ZM235 189H236V187H235ZM240 189H241V188H240ZM245 189H246V187H245ZM19 190L21 191V189H18V191H19ZM25 190H26V189H25ZM50 190H52V188H51ZM72 190H73V189H72ZM93 190H94V189H93ZM109 190H110V189H109ZM109 190H108V191H109ZM145 190H146V189H145ZM145 190H144V191H145ZM152 190H153V189H152ZM152 190H151V191H152ZM154 190H153V191H154ZM227 190H228V189H227ZM241 190H242V189H241ZM241 190H240V192H241ZM13 191H14V190H13ZM16 191H17V190H16ZM20 191H19V192H20ZM26 191H27V190H26ZM28 191H29V190H28ZM44 191H45V190H44ZM44 191H43V192H44ZM46 191H47V190H46ZM46 191H45V192H46ZM67 191H68V189H67ZM151 191H150V192H151ZM198 191H199V190H198ZM211 191H212V190H211ZM213 191H214V190H213ZM224 191H225V190H224ZM22 192H23V191H22ZM35 192H36V191H35ZM47 192H48V191H47ZM52 192H53V191H52ZM54 192H55V191H54ZM59 192H60V191H59ZM78 192H79V191H78ZM101 192H102V191H101ZM146 192H147V190H146ZM201 192H202V190H200V194H202ZM208 192H209V191H208ZM208 192H207V193H208ZM216 192H217V191H216ZM221 192H222V190H221ZM229 192H230V191H229ZM234 192H235V191H234ZM240 192H239V194H240ZM20 193H21V192H20ZM20 193H18V194L20 195ZM23 193H24V192H23ZM37 193H38V192H37ZM60 193H61V192H60ZM111 193H112V192H111ZM147 193H148V192H147ZM198 193H199V192H198ZM198 193H197V194H198ZM204 193H206V190L203 192V194H204ZM219 193H220V191H219ZM222 193H223V192H222ZM241 193H242V192H241ZM14 194H15V193H14ZM29 194H30V193H29ZM38 194H39V193H38ZM50 194H51V193H49V195H50ZM67 194H68V193H67ZM91 194H93V193H91ZM95 194H96V193H95ZM117 194H119V193H117ZM117 194H115V195H117ZM153 194H154V193H153ZM200 194H198V195H200ZM220 194H221V193H220ZM247 194H248V191H247ZM5 195L7 196V193H6ZM21 195H22V194H21ZM58 195H59V194H58ZM80 195H81V194H80ZM93 195H94V194H93ZM113 195H114V194H113ZM151 195H152V193H151ZM205 195L207 196V194H205ZM209 195H210V193H209ZM221 195H222V194H221ZM232 195H233V194H232ZM248 195H249V194H248ZM41 196H43V194H42ZM45 196H47V194H46ZM145 196H148V195H145ZM206 196H205V198H207ZM214 196H215V195H214ZM237 196H238V195H237ZM4 197H5V196H4ZM14 197H15V196H14ZM22 197H23V196H22ZM37 197H39V196H37ZM50 197H51V196H50ZM68 197H69V196H68ZM92 197H94V196H92ZM117 197H118V196H117ZM148 197H149V196H148ZM148 197H147V198H148ZM152 197H153V196H152ZM201 197H202V195H201ZM210 197H211V195H210ZM216 197H217V196H216ZM219 197H220V196H219ZM227 197H229V195H228ZM6 198H7V197H6ZM6 198H5V199H6ZM55 198H57V196H56ZM101 198H102V196H101ZM112 198H113V197H111V198H109V199H112ZM143 198H144V197H143ZM189 198H190V197H189ZM211 198H212V197H211ZM232 198H233V197H232ZM1 199H2V198H1ZM3 199H4V198H3ZM3 199H2V200H3ZM25 199H26V198H25ZM92 199H93V198H92ZM118 199H120V198H118ZM178 199H179V198H178ZM236 199H237V198H236ZM19 200H20V199H19ZM94 200H95V199H94ZM112 200H113V199H112ZM112 200H111V201H112ZM194 200H195V199H194ZM201 200H203V199H201ZM201 200H200V201H201ZM204 200H205V199H204ZM204 200H203V201H204ZM207 200H208V198H207ZM212 200H213V199H212ZM212 200H210V201H212ZM219 200H220V199H219ZM222 200H223V198H222ZM232 200H233V199H232ZM237 200H238V199H237ZM248 200H250V198H249ZM7 201H8V198H7V200H6L5 202H7ZM67 201H68V199H67ZM73 201H75V200L73 199ZM196 201H197V200H196ZM213 201H214V200H213ZM223 201H224V200H223ZM228 201H229V200H228ZM244 201H245V200H244ZM251 201H252V200H251ZM44 202H45V201H44ZM71 202H72V200H71ZM99 202H100V201H99ZM103 202H105V201H103ZM103 202H102V203H103ZM146 202H147V200H146ZM146 202H145V203H146ZM234 202H235V201H234ZM249 202H250V201H249ZM8 203H9V202H8ZM8 203H6V204H8ZM20 203H21V202H20ZM68 203H69V202H68ZM86 203H87V202H86ZM117 203H118V202H117ZM186 203H187V202H186ZM197 203H198V201H197ZM202 203H203V202H202ZM202 203H201V204H202ZM207 203H208V202H207ZM211 203H212V202H211ZM215 203H216V202H215ZM236 203H237V201H236ZM245 203H246V202H245ZM28 204L30 205V202H29ZM112 204H114V203H112ZM123 204H122V205H123ZM179 204H180V203H179ZM205 204H206V203H205ZM221 204H222V203H221ZM248 204H249V203H248ZM10 205H11V204H10ZM10 205H9V206H10ZM21 205H22V204H21ZM23 205H24V204H23ZM81 205H83V204H81ZM100 205H101V204H100ZM104 205H105V204H104ZM122 205H121V206H122ZM146 205H147V204H146ZM228 205H229V204H228ZM239 205H240V204H239ZM239 205H238V206H239ZM254 205H255V204H254ZM27 206H28V205H27ZM30 206H33V205H30ZM94 206H96V203L94 204ZM205 206H206V205H205ZM205 206L203 205V207H205ZM212 206H216V205H212ZM255 206H256V205H255ZM255 206H254V207H255ZM2 207H3V205H2ZM10 207H11V206H10ZM16 207H18V206H16ZM24 207H25V205H24ZM83 207H84V206H83ZM90 207H92V206L90 205ZM119 207H120V206H119ZM143 207H144V206H143ZM194 207L196 208L195 204H194ZM199 207H200V205H199ZM201 207H202V206H201ZM203 207H202V208H203ZM209 207H210V205H209ZM219 207H220V206H219ZM223 207H224V206H223ZM223 207H222V208H223ZM225 207H226V206H225ZM225 207H224V208H225ZM250 207H251V205H250ZM252 207H253V206H252ZM3 208H4V207H3ZM6 208H7V207H6ZM30 208H32V207H30ZM103 208H104V207H103ZM144 208H145V207H144ZM148 208H149V207H148ZM211 208H212V207H211ZM216 208H217V210L219 209L218 207H216ZM240 208H241V207H240ZM240 208H239V209H240ZM243 208H244V207H243ZM255 208H257V207H255ZM36 209H37V208H36ZM76 209H77V208H76ZM199 209H200V208H199ZM213 209H214V207H213ZM232 209H233V208H232ZM253 209H254V208H253ZM260 209H261V208H260ZM102 210H103V209H102ZM145 210H146V209H145ZM187 210H188V209H187ZM194 210H195V209H194ZM209 210H210V209L208 208V211H209ZM217 210H216V211H217ZM229 210H231V207H230ZM237 210H238V209H237ZM99 211H100V210H99ZM110 211H111V210H110ZM188 211H189V210H188ZM196 211L199 212L197 209H196ZM201 211H204V208H203V210H201ZM211 211H212V209H211ZM216 211H215V212H216ZM220 211H221V209H220ZM220 211H219V212H220ZM223 211H224V210H223ZM223 211H222V212H223ZM231 211H232V210H231ZM242 211H243V210H242ZM258 211H259V210H258ZM258 211H257V212H258ZM139 212H140V211H139ZM229 212H230V211H229ZM229 212H228V214H229ZM240 212H241V211H240ZM240 212H239V213H240ZM248 212H249V211H248ZM254 212H255V211H254ZM260 212H262V211L260 210ZM8 213H9V212H8ZM99 213H101V212H99ZM103 213H104V212H103ZM135 213H137V212H135ZM146 213H147V212H146ZM175 213H176V211H175ZM187 213H188V212H187ZM190 213H191V211H190ZM203 213H204V212H203ZM216 213H217V212H216ZM225 213H226V212H225ZM235 213H236V212H235ZM239 213H238V214H239ZM242 213H243V212H242ZM263 213H264V210H263ZM138 214H139V213H138ZM176 214H177V213H176ZM192 214H193V212H192ZM208 214H209V213H207V215H208ZM211 214H212V213H211ZM230 214H231V213H230ZM230 214H229V215H230ZM238 214H237V216H238ZM245 214H246V213H245ZM7 215H8V214H7ZM23 215H24V214H23ZM82 215H85V214H82ZM122 215H123V214H122ZM189 215H190V214H189ZM198 215H199V214H198ZM207 215H206V216H207ZM212 215H213V217H214V213H213ZM212 215H210V216L212 217ZM233 215H234V214H233ZM263 215H264V214H263ZM66 216H67V215H66ZM86 216H87V214H86ZM96 216H97V214H96ZM99 216H100V215H99ZM175 216H176V215H175ZM191 216H193V215H191ZM201 216H202V214H201ZM206 216L204 215V216H202V218H203V217L206 218ZM222 216H223V215H222ZM244 216H245V215H244ZM254 216H256V215H254ZM5 217H6V215H5ZM176 217H177V216H176ZM224 217H225V216H224ZM231 217H232V216H231ZM233 217H234V216H233ZM32 218H33V217H32ZM66 218H67V217H66ZM76 218H77V217H76ZM76 218H75V219H76ZM78 218H79V217H78ZM132 218H133V217H132ZM172 218H173V217H172ZM199 218H200V216H199ZM209 218H210V217H208L207 219H209ZM214 218H215V217H214ZM214 218H212V219H214ZM227 218H228V217H227ZM237 218H238V217H237ZM243 218H244V217H243ZM247 218H248V217H247ZM253 218H254V217H253ZM73 219H74V218H73ZM73 219H72V220H73ZM81 219H82V218H81ZM88 219H89V218H88ZM136 219H138V218H136ZM141 219H142V217H141ZM150 219H151V218H150ZM188 219H189V218H188ZM196 219H198V218H196ZM222 219H223V218H222ZM245 219H246V218H245ZM249 219H250V218H249ZM8 220H9V219H8ZM113 220H114V219H113ZM120 220H121V219H120ZM138 220H139V219H138ZM177 220H178V218H177ZM202 220H203V219H202ZM210 220H211V219H210ZM215 220H216V219H215ZM226 220H227V219H225V222H226ZM233 220H234V219H233ZM263 220H264V219H263ZM74 221H75V220H74ZM79 221H81V220H79ZM118 221H119V220H118ZM150 221H152V220H150ZM160 221H161V220H160ZM180 221H181V220H180ZM196 221H197V220H196ZM211 221H212V220H211ZM231 221H232V220H231ZM239 221H240V219H239ZM239 221H238V224H239ZM247 221H248V220H247ZM260 221H261V220H260ZM82 222H83V221H82ZM115 222H116V221H115ZM138 222H139V221H138ZM142 222H143V220H142ZM163 222H164V221H163ZM168 222H169V221H168ZM170 222H171V221H170ZM189 222H190V221H189ZM193 222H194V221H193ZM197 222H198V221H197ZM205 222H206V221H205ZM220 222H221V221H220ZM225 222H224V223H225ZM248 222H249V221H248ZM36 223H38V222H36ZM80 223H81V222H79V224H80ZM147 223H148V222H147ZM153 223H154V222H153ZM158 223H161V222H158ZM198 223H199V222H198ZM203 223H204V222H203ZM203 223H201V224H203ZM208 223H209V221H208ZM213 223H214V221H213ZM222 223H223V221H222ZM222 223H221V224H222ZM234 223H235V222H234ZM262 223H263V222H262ZM68 224H70V222H69ZM83 224H84V223H83ZM92 224H93V223H92ZM140 224H141V222H140ZM164 224H165V223H164ZM187 224H188V223H187ZM55 225H56V224H55ZM60 225H61V224H60ZM80 225H81V224H80ZM155 225H156V224H155ZM175 225H176V224H175ZM184 225L186 226V224H184ZM188 225H189V224H188ZM190 225H191V223H190ZM195 225H197L196 222H195ZM205 225H206V224H205ZM210 225H211V223H210ZM216 225H217V224H216ZM219 225H220V224H219ZM226 225H228V224H226ZM226 225H224V226H226ZM53 226H54V225H53ZM68 226H69V225H68ZM68 226H67V227H68ZM70 226H71V224H70ZM77 226H79V225L76 224V227H77ZM93 226H94V225H93ZM162 226H164V225H162ZM167 226H168V225H167ZM173 226H174V225H173ZM198 226H199V225H198ZM206 226H207V225H206ZM206 226H205V227H206ZM212 226H213V225H212ZM230 226H231V225H230ZM247 226H248V225H247ZM259 226H260V225H259ZM2 227H3V226H2V222H0V237H1V235H2V234H1V233H2ZM55 227H56V226H55ZM76 227H75V229H76ZM79 227H81V226H79ZM82 227H83V226H82ZM82 227H81V228H82ZM86 227H87V226H86ZM149 227H150V226H149ZM164 227H165V226H164ZM190 227H193V224H192ZM233 227H234V226H233ZM233 227L231 226L230 228H233ZM243 227H244V226H243ZM245 227H246V226H245ZM45 228H46V227H45ZM51 228H52V227H51ZM69 228H71V227H69ZM69 228H67V229H69ZM168 228H169V227H168ZM171 228H172V227H171ZM174 228H175V226H174ZM176 228H177V227H176ZM193 228H194V227H193ZM209 228H210V227H208V231H209ZM250 228H251V227H250ZM86 229H87V228H86ZM128 229H130V228H128ZM158 229H159V228H158ZM185 229H189V228H186V227H185ZM194 229H196V226H195ZM199 229H200V228H199ZM228 229H229V228H228ZM243 229H244V228H243ZM69 230H70V229H69ZM69 230H68V232H69ZM82 230H83V229H82ZM101 230H102V229H101ZM156 230H157V228H156ZM197 230H198V229H197ZM202 230H203V229H202ZM204 230H205V229H204ZM238 230H240V229H238ZM246 230H247V229H246ZM249 230H250V229H249ZM262 230H263V229H262ZM70 231H71V230H70ZM172 231H174V230H172ZM182 231H184V229H183ZM191 231H192V229H191ZM221 231H222V230H221ZM229 231H230V229H229ZM236 231H237V230H236ZM244 231H245V230H244ZM61 232H62V231H61ZM68 232H67V233H68ZM85 232H86V231H85ZM111 232H112V231H111ZM164 232H165V231H164ZM168 232H170V231H168ZM176 232H177V230H176ZM195 232L198 233V237H199V232H200V231H199V232L195 231ZM215 232H216V231H215ZM219 232H220V231H219ZM219 232H218V233H219ZM226 232H227V231H226ZM254 232H255V231H254ZM50 233H51V232H50ZM57 233H58V232H57ZM74 233H75V232H74ZM74 233H73V234H74ZM88 233H89V232H88ZM90 233H91V232H90ZM128 233H129V232H128ZM128 233H127V234H128ZM153 233H155V232H153ZM153 233H152V234H153ZM196 233H195V234H196ZM212 233H214V232H212ZM227 233H228V232H227ZM255 233H257V232H255ZM258 233H259V232H258ZM59 234H61V233L59 232ZM122 234H124V233H122ZM127 234H126V235L124 234L125 236H128V239H126V240L128 241V242H127V245L125 244L126 247H125V248H121V249H120V247H119V249H115V248H114V250H116V251L113 253V256H111V257H112L111 259H113L114 262H116V261H120L119 259H121V258H120V257H121L120 255H121V252H122V251H124V252L122 253V256H123V254L125 253V254H126V257H128V259L130 260V262H132V263H136V264H143V263H144V260H147V259L151 258L152 255H154V254L159 255V254H160V252H161V247H162V246L159 244V242H158L159 240H157V241H156V240H152V239L149 237L150 235L148 236L147 234H143V233L137 234L136 236H135V234H131V233H130L131 235H129V234L127 235ZM164 234H165V233H164ZM174 234H175V233H173V236H174ZM183 234H184V233H183ZM188 234H189V233H188ZM192 234H193V233H192ZM195 234H194V235H195ZM201 234H203V233H201ZM204 234H205V233H204ZM214 234H215V233H214ZM219 234H220V233H219ZM22 235H23V234H22ZM53 235H54V234H53ZM108 235H109V234H108ZM112 235H113V234H112ZM169 235H170V234H169ZM185 235H186V234H185ZM185 235H184V236H185ZM211 235H212V234H211ZM216 235H217V234H216ZM250 235H251V234H250ZM253 235H254V234H253ZM253 235H252V236H253ZM64 236H65V234H64ZM71 236H72V235H71ZM76 236H77V235H76ZM87 236H88V235H87ZM186 236H187V235H186ZM192 236H193V235H192ZM195 236H197V235H195ZM200 236H201V235H200ZM204 236H205V235H204ZM217 236H218V235H217ZM254 236H255V235H254ZM259 236H260V235H259ZM38 237H39V236H38ZM62 237H63V236H62ZM69 237H70V234H69ZM164 237H166V236H164ZM215 237H216V236H215ZM219 237H220V236H219ZM235 237H236V236H235ZM239 237H240V236H239ZM250 237H251V236H250ZM255 237H256V236H255ZM255 237H254V238H255ZM64 238H65V237H64ZM113 238H114V237H113ZM123 238H125V237H123ZM177 238H178V237H177ZM191 238H192V241H193L194 237H191ZM191 238L189 237V239H191ZM195 238H197V237H195ZM200 238H201V237H200ZM212 238H213V237H212ZM220 238H221V237H220ZM222 238H223V237H222ZM248 238H249V236H248ZM257 238H258V237H257ZM67 239H68V238H67ZM67 239H66V240H67ZM80 239H81V238H80ZM84 239H85V238H83V241H84ZM87 239H88V238H87ZM96 239H97V238H96ZM96 239H95V240H96ZM117 239H118V238H117ZM117 239H116V240H117ZM120 239L122 240V238H120ZM133 239H134V241H133ZM158 239H159V238H158ZM171 239H172V238H171ZM204 239H205V238H204ZM210 239H211V238H210ZM60 240H61V239H60ZM76 240H77V239H76ZM90 240H91V239H90ZM92 240L94 241V239H92ZM97 240H98V239H97ZM118 240H119V239H118ZM121 240H120V241H121ZM130 240H131V241H130ZM196 240H197V239H196ZM214 240H216V239H214ZM222 240H223V239H222ZM230 240H231V239H230ZM254 240H255V239H254ZM256 240H257V239H256ZM63 241H64V240H63ZM67 241H68V240H67ZM80 241H81V240H80ZM87 241H88V240H87ZM164 241H165V240H164ZM187 241H188V240H186V243H187ZM198 241H199V240H197V243H195L196 241H194V243L196 244V247H197V244H199ZM200 241H201V240H200ZM234 241H236V240H234ZM257 241H258V240H257ZM58 242H59V241H58ZM71 242H72V240H71ZM107 242H108V241H107ZM113 242H114V241H113ZM189 242H190V240H189ZM215 242H217V241H215ZM215 242H214V243H215ZM220 242H222V241H220ZM232 242H233V241H232ZM245 242H246V241H245ZM252 242H253V241H252ZM254 242H255V241H254ZM72 243H73V242H72ZM79 243H80V242H79ZM94 243H95V242H94ZM118 243L120 244V242H118ZM122 243L124 244V240H123V242H121V244H122ZM190 243H191V242H190ZM206 243H207V242H206ZM214 243H213V244H214ZM217 243H219V242H217ZM235 243H236V242H235ZM92 244H93V243H92ZM96 244H97V243H96ZM109 244H110V243H109ZM116 244H117V243H116ZM123 244H122V245H123ZM170 244H171V243H170ZM191 244H193V243H191ZM191 244H190V245H191ZM202 244H203V243H202ZM211 244H212V243H211ZM245 244H247V242H246ZM245 244H244V245H245ZM43 245H44V244H43ZM56 245H57V244H56ZM56 245H55V247H56ZM73 245H74V244H73ZM80 245H81V244H80ZM97 245H98V244H97ZM99 245H100V244H99ZM102 245H103V244H102ZM185 245H186V244H185ZM199 245H200V244H199ZM204 245H205V244H204ZM207 245H208V243H207ZM228 245H229V244H228ZM2 246H3V245H2ZM41 246H42V245H41ZM77 246H79V245H77ZM187 246H188V245H187ZM187 246L185 247V249H186V251H185L186 254H187V252H188V251H187ZM219 246H220V245H219ZM233 246H234V245H233ZM252 246H254V245H252ZM256 246H259V245L256 244ZM256 246H255V247H256ZM61 247H62V246H61ZM84 247H85V246H84ZM89 247H90V246H89ZM122 247H123V246H122ZM163 247H164V246H163ZM168 247H169V246H168ZM182 247H183V246H182ZM196 247H195V248H196ZM230 247H231V246H230ZM235 247H236V245H235ZM235 247H234V248H235ZM245 247H246V246H245ZM260 247H261V246H260ZM263 247H264V245H263ZM94 248H96V247H94ZM110 248H111V247H110ZM166 248H167V246H166ZM175 248H176V247H175ZM178 248H179V247H178ZM178 248H177V249H178ZM183 248H184V247H183ZM189 248H190V247H189ZM191 248L193 249L194 247H191ZM201 248H202V246H201ZM209 248H210V247H209ZM211 248H212V247H211ZM211 248H210V250H211ZM217 248H219V247H217ZM226 248H227V247H226ZM231 248H233V247H231ZM246 248H247V247H246ZM251 248H252V247H251ZM9 249H10V248H9ZM79 249H80V248H78V251H79ZM85 249H86V248H85ZM111 249H112V248H111ZM199 249H200V247H199ZM202 249H203V248H202ZM257 249H258V248H257ZM87 250H88V248H87ZM112 250H113V249H112ZM162 250H163V249H162ZM180 250H181V249H180ZM188 250H189V249H188ZM207 250H208V249H207ZM227 250H228V249H227ZM234 250H235V249H234ZM240 250H241V249H240ZM252 250H253V249H252ZM255 250H256V249H255ZM95 251H96V250H95ZM101 251H102V249H101ZM173 251H174V250H173ZM177 251L179 252V250H177ZM192 251H193V250H192ZM216 251H217V250H216ZM230 251H232V250L230 249ZM241 251H242V250H241ZM245 251H247V250H245ZM5 252H6V251H5ZM86 252H88V251H86ZM86 252H84V253L86 254ZM89 252H91L90 249H89ZM185 252H184V255H186ZM203 252H205V250H204ZM207 252H210V251H207ZM213 252H214V251H213ZM236 252H237V251H236ZM236 252H235V253H236ZM72 253H73V252H72ZM77 253H78V252H77ZM77 253H76V254H77ZM92 253H93V252H92ZM103 253L105 254L104 251H103ZM176 253H177V252H176ZM176 253H175V254H176ZM181 253H182V252H180V254H181ZM188 253H189V252H188ZM215 253H216V252H215ZM230 253H231V252H230ZM230 253H229V254H230ZM258 253H259V252H258ZM260 253H261V252H260ZM68 254H69V253H68ZM87 254H88V253H87ZM90 254H91V253H90ZM169 254H170V253H169ZM205 254H206V253H205ZM236 254H237V253H236ZM253 254H254V253H253ZM263 254H264V253H263ZM78 255H79V254H78ZM95 255H96V253H95ZM167 255H168V254H167ZM167 255H166V256H167ZM178 255H179V254H178ZM187 255H188V254H187ZM223 255H224V254H223ZM225 255H226V254H225ZM243 255H244V254H243ZM247 255H248V254H247ZM247 255H246V256H247ZM259 255H260V254H258V256H259ZM3 256H4V255H3ZM88 256H89V255H88ZM90 256H91V255H90ZM90 256H89V257H90ZM93 256H94V255H93ZM100 256H101V255H100ZM174 256H175V255H174ZM182 256H183V254H182ZM198 256H199V255H198ZM207 256H210V255H207ZM226 256H228V255H226ZM235 256H236V255H235ZM244 256H245V255H244ZM19 257H20V256H19ZM68 257H69V256H68ZM178 257H179V256H178ZM180 257H181V255H180ZM184 257H185V256H184ZM186 257H187V256H186ZM190 257H191V256H190ZM221 257H222V256H221ZM229 257H230V256H229ZM256 257H257V256H256ZM256 257H255V255H254V258H256ZM59 258H60V257H59ZM77 258H78V257H77ZM77 258H76L75 261L72 262V263L75 264V262L78 260ZM152 258H153V257H152ZM168 258H169V257H168ZM176 258H177V257H176ZM209 258H210V257H209ZM225 258H226V257H225ZM249 258H250V257H249ZM257 258H258V257H257ZM48 259H49V258H48ZM90 259H91V257H90ZM125 259L127 260V258H125ZM183 259L185 260V258H183ZM190 259H191V258H190ZM199 259H201V258H199ZM202 259L205 260V258H203V257H202ZM210 259H211V258H210ZM220 259H221V258H220ZM241 259H242V257H241ZM251 259H252V258H251ZM251 259H250V260H251ZM260 259H261V258H260ZM4 260H5V259H4ZM181 260H182V259H181ZM186 260H189V259H186ZM194 260H195V259H194ZM221 260H223V259H221ZM221 260H220V262H221ZM225 260H226V259H225ZM232 260H233V259H232ZM263 260H264V259H263ZM8 261H9V260H8ZM69 261H70V259H69ZM113 261H111V262L113 263ZM124 261H125V260H124ZM165 261H166V260H165ZM176 261H177V259H176ZM176 261L174 262L175 264H176ZM195 261H196V260H195ZM199 261H200V263H201V260H199ZM199 261H198V262H199ZM233 261H234V260H233ZM241 261H242V260H241ZM243 261H244V260H243ZM254 261H255V260H254ZM11 262H12V261H11ZM54 262H55V261H54ZM64 262L66 263V261H64ZM64 262H63V263H64ZM88 262H89V261H88ZM121 262H122V261H121ZM121 262H120V263H121ZM128 262H129V261H128ZM187 262H189V264H190V261H187ZM187 262H186V263H187ZM207 262H208V261H207ZM207 262H206V263H207ZM224 262H225V261H224ZM259 262H260V260H259ZM259 262H258V263H259ZM4 263H5V262H4ZM55 263H56V262H55ZM65 263H64V264H65ZM72 263H68V264H72ZM112 263H111V264H112ZM117 263H118V262H117ZM162 263H163V262H162ZM181 263H182V262H181ZM184 263H185V262H184ZM184 263H183V264H184ZM222 263H223V262H222ZM240 263H241V262H240ZM104 264H105V263H104ZM114 264H115V263H114ZM177 264H179V263H177ZM187 264H188V263H187ZM198 264H199V263H198ZM228 264H230V263L228 262ZM231 264H232V263H231ZM234 264H235V263H234ZM241 264H242V263H241ZM248 264H249V263H248ZM261 264H262V263H261Z\"/></svg>","mask_w":264,"mask_h":264}]
</instances>
